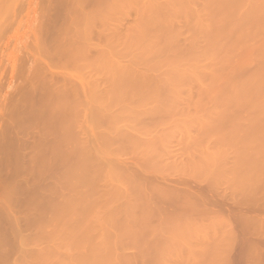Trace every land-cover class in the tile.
I'll use <instances>...</instances> for the list:
<instances>
[{
  "label": "rangeland",
  "instance_id": "1",
  "mask_svg": "<svg viewBox=\"0 0 264 264\" xmlns=\"http://www.w3.org/2000/svg\"><path fill=\"white\" fill-rule=\"evenodd\" d=\"M92 1V2H91ZM97 0H95V2H94V0H82V9L84 10L83 12H77L76 11V8H74V11L72 10L73 9V6H72V4H73V2H75V0H72V1H70V0H0V135H1V137H0V204H2L3 205V203L5 204V200L6 201H10V202H6V206H2V205H0V264H3V263H6L7 262V258L8 259H10L11 260V258H13L14 259V257H13V255L15 256V259H16V256H17V254L19 253V252H16L17 250V244H15V241H17V240H13L14 238V236H15V233H14V236L12 235V231H13V229L15 230V227L14 226H16V228L18 229L19 228V230L22 232V231H24L23 233H20L21 235H22V237H24L25 238V236L27 237V238H29L30 236V233H31V235L33 234L34 236L36 235V233H37V235H38V233L40 234V232H41V229L40 228H42L45 232H43V237H41L42 239H40L39 237H37L38 239H40V242H43V241H45L46 243H47V237L44 235V233H47V232H49V230L51 229V228H49L50 226H48V225H50V223H52L53 222V220H55V219H51L52 220V222L51 221H48L46 218H48L49 219V217L50 218H58V219H56L57 220V222H60V224L59 225H63V220L61 219V217H62V215L60 216V212H59V215L57 214V217H56V215L54 214V212H55V210L57 211V209L56 208H60V204H62V200H64L63 199V196H62V199L60 198L61 197V195H59V194H65L66 195V197L68 196V195H71V199L73 198V195L74 196H77V197H74L73 199V203H74V201L76 200V202L78 201L79 202V205L81 204V202H82V204L84 203V207H86L87 209H88V212L89 213H87V209H86V211H83V209H84V207H83V205L81 204L80 206L81 207H83V209L80 207V209H82V211L80 210L79 211V209H77V207H75L76 209H77V211H79L80 213H78L77 211H76V209L75 208H73L72 207V209H74L76 212H77V214H79V216L77 215V218L78 219H80L79 221L78 220H75V222L77 221V224H78V222H79V224L78 225H80V226H82L81 224L83 223V224H88L89 223V225L88 226H90L91 227V225H90V223H92L91 222V219L93 220V223H95L96 225H101V226H99L100 228V230L101 229H106V231H109V232H111V233H113V235H112V237H110V236H100L99 234H98V232H97V230H98V227L95 225V228L97 227V230L95 229H93V231L94 232H96V235H95V233H94V235L92 234L93 233V231L92 230H87V228H89V227H87L86 229L84 228V232L83 233H85V231H88V232H92V233H90V234H92L93 235V238H94V236H96V238L99 240V239H101V237H102V239L101 240H104L103 242H105V240H107L106 239V237L107 238H111L110 240L112 241V242H114V243H116L117 241H119V243L117 244V252H115V254H116V256H117V253L118 254H120L121 256H122V258L124 259V258H126L127 260H120V263L119 264H151V261H152V263L153 264H164V262H167L166 264H170V263H174V262H176V260H177V263L176 264H198L199 262H200V260H203V261H201L200 262V264L202 263V264H218L219 262H220V264H236V262H237V264H255L256 263V260H257V263L256 264H259V263H261V261H260V257L258 256V259H254V258H252L253 257V255H254V253H252V255H250L249 256V254H250V252H248V250H247V248H250L251 247V245H248V243L247 242H249V244H251L250 243V241H248V239H249V237L247 238V232H246V234L244 235V238H243V235H242V231L241 232H239L240 231V229L239 228H241L240 226H237L238 225V223H237V225L234 223V218H235V215L237 216L238 215V213L239 212H242L244 209H243V207H238L237 205H235V203L236 204H238L239 202L237 201V200H239L240 202H241V198H243V197H246V198H252L254 201L256 200H259L260 198H263V200H262V202H264V162H262V164H260V166L261 167H258V165H259V162L260 161H262L261 160V158L264 156V126H260V124H259V122H257L258 121V118H256V116L254 115V117H252L253 119L251 120L250 118V116L252 115H247V114H245L244 112V114L243 113H240V111H239V113H238V111H234L235 112V114H231V112H233V111H229V113H228V111H227V113L226 112H224V113H222V114H216V115H214V114H212V113H210V112H212V111H209L210 110V108L211 107H213L212 105H214V104H224V103H226L228 100H226V99H224V100H222L221 98L222 97H225V96H227V95H225V93H223V95L221 96V94H218V93H216V92H214V93H206V94H198L197 92H196V88L198 87L199 88V86H201V85H199V84H197V83H189L188 85H186V87L187 88H189V90H190V92H189V90H188V92L187 93H185L186 95L184 96L183 94V96L185 97V99L188 97V99H189V101L187 100H178L179 101V104L181 103V108H183L182 109V111L181 112H184V109L186 108V110H185V112L182 114L179 110H181V109H179L176 113H175V115H174V113H168L169 115L171 114V115H174V117H172L170 120H169V118L167 119L166 117H164L165 119H167L166 121H164L165 119L163 118V115L164 114H162V117H160L159 116V118H158V115H156L157 116V118L156 119H158V120H160L161 118V120H163L164 121V123H166L165 124V126H163V125H160V122L161 121H158L157 122V120L155 119V120H152V118L151 119H149V120H151V121H155V122H152V123H149L148 124V122H149V120L147 121L146 119V121H147V124H148V126H146V125H144V126H146L147 127V130L145 131L146 133L148 132V127H151V126H149V125H151V124H153L154 123V125L157 127V124H158V126L159 127H155V130L157 129L158 131H157V135H156V137L158 136V132H159V134L160 133H162V130H164V129H166V131H163V132H167L166 134H171L172 133V131L174 132V135L173 134H171V136L173 135V138L172 137H170V138H172L171 140L170 139H168V140H166V138L163 140V141H165V142H162V139H158V140H156L157 142H159V143H168V144H166L167 145V149H164L163 148V146H162V149H164V150H171L172 151V155H169V156H167L169 159L167 160V157H166V154H165V151L164 150H161L162 151V153H163V151H164V156H165V158H166V160H165V158L163 157V154H161L160 152H159V154H158V156L157 157H159L160 159L158 160V158L154 155L153 157H155L156 158V160H158L159 162V165L161 166V172H157V171H155L154 170V173L152 172V171H150V169L148 170V172H147V169H148V167H147V169L146 168H144V166L142 167V165L140 166V164L142 163L143 165L145 164L142 160H143V158L145 159L146 158V155H144L143 154V151H142V153L140 154L141 155V158H140V160L138 159L139 157H140V155L138 156V154L140 153L139 151H138V148H139V150H140V146H138V144L135 146V145H133L132 143H131V139L133 140V138H132V136H135L134 134H133V132H130V131H128L131 135H129V136H131V137H129V138H131L130 140H127V138H126V140L128 141V142H126V143H131L132 145H133V150H134V152H132L131 151V148L132 147H126V145H122L123 144V142H121V141H119L118 140V138H117V140L114 138V134L113 133H111L110 131L112 130V129H114V127L113 126H115V124H114V121H112L111 123H113L112 125H110V122H108V121H106V119H107V116H108V114L107 113H109L110 115V117H112V115H113V112H115L114 110H116V108L114 109L113 107H111L112 109H109L108 108V110H107V112H105V107H107V105L108 106H113L112 104H113V101L112 100H114V97H115V100L114 101H119L120 100V102H121V97L122 96H126L125 94H129V93H127L128 92V90L129 89H127V92L123 95V93H121L120 95H121V97H120V99L119 100H116V96L114 95V97H113V99H112V97H111V99H109V96L111 95V93H109V96H108V94H107V92H109V91H106L107 89V85H108V88H111L112 90H113V88L115 89V87H113V86H111V85H113L114 83H113V81H112V79H111V81L112 82H110V83H112L111 85L110 84H108V77L106 78V82H107V85H106V83H105V85H104V80H105V78H104V80H101V79H103V78H99V81H98V83L100 84L102 81H103V83H101L100 84V86L103 84L104 86L102 87V88H99V89H94L93 87V89H91L90 91L91 92H93V90H96V94H95V96H97V93H98V91L99 90H102V91H100V94H101V92H103V91H106V93H104V94H107V96L108 97H106V95L104 96V95H102L101 96V100H100V102L102 101V102H104L105 100H104V97H106V99L107 100H111V102L110 103H112L111 105H109V103L106 105L105 104V106H104V104H103V106L100 108V107H98V105H99V102H98V104H97V102L95 103V104H93V102H95V101H99V99H98V97L99 96H97V99H95V96L93 97V99H95V101H91L90 99L88 100V97L87 98H85V95H84V93H83V87L86 89V88H89L90 87V85L91 86H95V85H97V86H99V84H97V77H96V82L94 81V83L92 82L90 85H89V87L86 85V84H89V82L90 81H88V80H94V79H92L93 77H90V76H94L95 74H97V71L96 70H93L94 72L96 71V73L94 74V73H91L92 75H90L89 73H88V75H89V79H87V78H85L88 82H86V80L82 77V76H84V74L85 73H87V71L88 70H85V69H83L82 68V64L83 63H81V64H78V59L77 58H85V60H86V58L87 57H89L88 59L89 60H94V61H96V60H98V54H99V52H96V49L97 50H100V51H102L104 48L108 51L109 49L107 48V47H109L110 45L109 44H107L108 46H102V45H100L101 43H103L104 41H107V40H104L103 42H102V40L103 39H106L105 37H103V36H105V34H107V39H108V36H111L110 34H109V30H110V28L109 27H111V23H109V21H111V20H116L117 21V19H118V15L121 13V11L120 10H125L124 11V13H123V10H122V13L126 16V18L125 17H120V19L123 21H121L120 19H118V20H120L121 22H120V24H121V26L119 25H115L116 24V22H115V24H113V25H115V27L116 26H118V28H120L121 27V29L120 30H122L123 32H124V27L126 28L127 26H129V25H133L134 23V20L133 19H135L134 18V14L135 13H133L132 11V13H129L130 11H128V9L127 8H124V7H126V6H123V8H121L120 9V7H121V5L119 6V7H117L116 8V6L114 5V6H112L113 4H114V0H112V5H111V7H115V8H113L114 10H115V12H114V10L113 9H111V10H108L107 8V6H109L110 7V4H111V1L109 2L108 0H100V2L98 3V1L96 2ZM103 1H105V2H103ZM107 1L109 2V3H107ZM119 1V0H118ZM127 2L129 1V3L131 4V0H126ZM67 3V4H66ZM71 3V4H70ZM93 3H94V6H93ZM101 3V4H100ZM105 3V5H106V3H107V5H106V7H105V5H103V4ZM117 4H119L120 2H116ZM121 3H122V0H121ZM128 3V4H129ZM81 4H80V7H81ZM123 4H126V3H124L123 2ZM129 4V5H130ZM69 5H70V7H69ZM89 5V6H88ZM66 6V7H65ZM72 6V7H71ZM85 6H87V7H85ZM104 6V7H103ZM131 6V5H130ZM130 6H127L128 8H132V7H130ZM85 7V8H84ZM70 8V9H69ZM95 8V9H94ZM100 10H99V9ZM104 8V9H103ZM107 9V11L109 12V11H112L113 10V12L114 13H116V11L118 12V13H116L114 16H113V14L111 15V17H112V19L110 18V13L108 14V12L106 13V9ZM81 9V10H82ZM96 10L97 12H98V14H101V12L103 13L104 11L103 10H105V13L107 14L106 16H109L108 18H109V20H106V21H108V23H107V25H106V23H104V25L107 27V30H106V28L104 27V25H101V24H103V20L102 21H98V22H95L93 19H95V15L97 14H95V12L93 11V10ZM101 11L100 13H99V11ZM103 9V10H102ZM127 9V10H126ZM127 11H128V14H127ZM87 12L89 13V12H92V14L90 13V14H88L89 15V17H87V15L85 16V14H87ZM64 13V14H63ZM77 13H78V15H77ZM84 13V14H83ZM120 14L121 16H123V14ZM118 14V15H117ZM62 15V16H61ZM65 15V16H64ZM72 16V18L74 19V22H75V24H76V22H77V24H76V27L74 26V27H69V23H68V19H69V16ZM90 15L92 16V17H94V18H92V19H90L91 17H90ZM101 15H105V14H101ZM101 15H98L97 17L98 18H100L101 17ZM61 16V17H60ZM68 16V17H67ZM78 16H79V18H78ZM100 16V17H99ZM116 16H117V18H116ZM127 16H128V18H127ZM132 16V17H131ZM62 17H64L63 19H62ZM136 17V16H135ZM61 18V19H60ZM76 18H78V19H76ZM82 18H85L84 19V21H85V25L87 24V23H91V24H93L94 22L95 23H100V24H98L99 26H97V24H95L94 23V26L93 25H89V27H90V31L89 32H87L88 31V25H87V27L85 26V25H82L81 23H84V21H82L83 19ZM87 18L88 19H90V22L87 20ZM98 18H96L97 20H98ZM104 20L105 19H107V18H104V17H102ZM115 18V19H114ZM95 19V20H96ZM101 19V18H100ZM61 20H62V22H61ZM77 20V21H76ZM87 20V21H86ZM91 20H92V22H91ZM96 20V21H97ZM68 23L67 25H66V22ZM125 21V22H124ZM129 21V22H128ZM132 21V22H131ZM73 22V23H74ZM81 22V23H80ZM87 22V23H86ZM128 22V23H127ZM62 23H64L63 25H62ZM112 23H114L113 21H112ZM117 23H118V21H117ZM130 23V24H129ZM133 23V24H132ZM81 24V25H80ZM125 26H124V25ZM129 24V25H128ZM60 25V26H59ZM112 25V32L114 31V26ZM104 27V28H102L101 29V27ZM109 26V27H108ZM123 26V27H122ZM60 27V28H59ZM63 27H65V28H63ZM70 29H68V28ZM85 27H86V31L85 32H87V33H90V32H92V31H94V33L96 32V34H93V32H92V34L95 36V39H94V36H92L91 34H90V37L88 36V37H86L87 35H89V34H86V36L84 35L83 37H81L82 39L85 37V39L86 38H90V39H88V41H85V40H82V39H76V37L78 38L80 35L82 36V34H80V33H83V34H85L84 33V30H85ZM80 28H84V29H82V31L83 32H81L79 29ZM63 29V30H62ZM68 29V30H67ZM92 29V30H91ZM101 29V30H100ZM103 29H105V30H103ZM109 29V30H108ZM116 31H118L117 29H115ZM77 31H79V33L78 34H75L74 35V33L75 32H77ZM116 31H114V32H116ZM97 32L99 33L100 32V35H102V32H106L103 36H98V34H97ZM119 32V31H118ZM63 33V34H62ZM64 33H65V35H64ZM68 33V34H67ZM71 36H70V35ZM72 34L74 35V36H72ZM80 34V35H79ZM79 35V36H78ZM76 36V37H75ZM91 36H92V38L94 39H92L91 40ZM97 36H98V38H97ZM49 37H50V40H49ZM73 37H75L74 39H73V41L74 42H77V41H79V42H77V43H79V46L77 47L76 46V43H72L71 41H72V38ZM100 37H103V39H100ZM254 41L256 40V42H254V43H258L257 42V40L258 39H260V37H255L254 36ZM258 38V39H257ZM64 39H66L67 41L70 39V41H64ZM97 39V40H96ZM98 39H99V41H98ZM87 40V39H86ZM246 40V39H245ZM41 41V43H39ZM46 41V42H45ZM64 41V42H63ZM81 41H84L85 43H83L82 44V42ZM247 41H250V38L248 39V40H246V42ZM252 41V40H251ZM250 41V42H251ZM260 41V40H259ZM44 42H45V44L46 45H44ZM49 42V43H48ZM61 42L62 43H64L63 45H64V48L65 47H67L68 45L67 44H69V47L68 48H65V50H64V48H62L60 45H62L61 44ZM89 42H94L96 45H94V44H92L94 47H96V48H94L93 46H91V44H89ZM182 42H185V41H182ZM55 43V44H54ZM75 44V45H71V44ZM88 43V44H87ZM105 43H107V42H105ZM186 43V42H185ZM185 43H183V44H185ZM40 44V45H39ZM43 44V46H41ZM50 44V45H49ZM85 44H87V47H86V49H88L87 51H86V49L84 48V50H83V48H80V47H84V46H86ZM182 44V45H183ZM55 45L57 46V49L58 48H62L61 50H63V52L65 53L66 52V50L68 49V51H69V48H70V52L71 53H69V57L68 56H66L67 54H64V53H62V51L61 50H59L58 49V51L56 50V55L58 54V53H60V54H58L59 55V57L61 58V59H59V57H57L56 58V55L54 54V55H52L51 53H50V55H46L48 58L49 57H51V56H54V60H56V59H59V61L61 60H66V61H64V63H63V65L62 66H64L65 68H67V69H62L61 68V63L63 62H59L60 64H58L56 61H53V63H55L53 66L51 65H49L50 63H52V60L53 59H51V58H47L44 54L43 55H41L42 53H46V54H48V52H41L42 50H43V48H41V47H47V49H45V50H47V51H49V49H51V51H49V52H54V50L56 49V47H55ZM66 45V46H65ZM71 45V46H70ZM39 46V47H38ZM51 46V47H50ZM58 46H60V47H58ZM74 46V47H73ZM77 48H76V47ZM90 46V47H89ZM54 47V48H53ZM93 47V48H92ZM92 50H91V49ZM102 50H101V49ZM42 49V50H41ZM72 49H75V50H72ZM89 49H90V51H89ZM41 50V51H40ZM44 50V51H45ZM53 50V51H52ZM73 51V53H72V51ZM82 50H83V52H82ZM106 50H104V52H106ZM60 51V52H59ZM68 51H67V53H68ZM74 51H76V52H74ZM84 51H85V53H84ZM90 53H89V52ZM58 52V53H57ZM78 52H80L79 53V55H78ZM114 52H115V50H114ZM55 53V52H54ZM75 53H77V54H75ZM84 53V54H83ZM88 53V54H87ZM95 53V54H94ZM73 55L72 57H71V60L69 59L70 58V56L71 55ZM108 54H109V51H108ZM57 55V56H58ZM77 55H78V57H77ZM80 55H82V57L80 56ZM94 55V56H93ZM97 55V56H96ZM20 56V57H19ZM84 56H86V57H84ZM90 56H92V57H90ZM114 56H116V57H114ZM30 59H29V58ZM62 57H63V59H62ZM65 57V58H64ZM68 57V58H67ZM74 57V58H73ZM111 58H112V60H113V57H114V61H116V58L118 59V55L117 54H114V55H112V56H110ZM130 57V56H129ZM97 58V59H96ZM121 58V57H120ZM21 59H24V60H22L21 61ZM69 59V60H68ZM72 59H73V61H72ZM75 59H76V66H74L75 65ZM123 59V58H122ZM127 60V59H129L128 58V56H126V58H124L123 60ZM31 60V61H30ZM78 60V61H77ZM84 59L82 60L81 59V61H85ZM88 60V61H89ZM119 60H121V59H119ZM125 60V62L127 63V61ZM18 61V62H17ZM29 61V62H28ZM39 61V63L37 64V62ZM47 61V62H46ZM67 61H69L70 63L72 62H74V64H70L69 62H67ZM87 61V60H86ZM80 62V61H79ZM92 62V61H91ZM98 62H99V60H98ZM124 61L122 62V60L119 62L120 63V65L122 64L123 66H124V64L125 65H127L126 63H125ZM42 63H43V65H42ZM52 63V64H53ZM69 63V66L67 65ZM85 63V62H84ZM93 63H96V62H93ZM31 64V65H30ZM37 64V65H36ZM130 64V63H129ZM26 65H29V66H26ZM60 65V66H59ZM116 65H118V63L116 64ZM120 65H119V67H120ZM20 66V67H19ZM43 66V67H42ZM55 66H57V68L55 67ZM68 66V67H67ZM71 66V67H70ZM74 66V67H73ZM77 66H79L80 68L78 69V70H76L77 68H75V67H77ZM96 66V65H95ZM123 66H121V67H123ZM128 66V65H127ZM144 67H142V65L140 66V65H131V67H133V70H135V72H138V71H136V70H138L137 69V67H141L143 70H144V68H145V65H143ZM25 67V68H24ZM35 67V68H34ZM41 67V68H40ZM49 67V68H48ZM117 67V66H116ZM118 67V69H117V71L114 69L113 71H116V72H118L119 70H120V68ZM125 67V66H124ZM123 67V69H125V68H127V67H125L124 68ZM148 69V71L146 72V73H148V76L150 75L149 73H151L152 71H150L149 72V68H151L152 69V67H149V66H146ZM155 67V66H154ZM157 67V66H156ZM155 67V68H156ZM159 67V66H158ZM157 67V68H158ZM21 68V69H20ZM38 68V69H37ZM40 68V69H39ZM73 68L75 69L74 71H73ZM86 68V67H85ZM128 68H130L129 66H128ZM128 68H127V70H128ZM155 68H153L154 69V71H157V69H155ZM161 69H160V71H159V68H158V71H159V73L158 74H160V72L162 71V72H164V69H166V67L165 66H162V67H160ZM162 68H164L163 70H162ZM19 69V70H18ZM83 69V70H82ZM111 69V68H110ZM123 69H121L120 71H122ZM146 69V68H145ZM16 70H18L17 72H16ZM22 70V71H21ZM40 70V71H39ZM84 71L85 70V72L84 73H82V71ZM99 70V69H98ZM112 70V69H111ZM247 70H255L256 72H264V62L263 63H260L258 66H256L255 64L254 65H250V66H248V68H247ZM49 71L51 72L50 74H52L53 72V77H52V81H54L53 83H55V84H59L61 81V83L58 85L59 86V88L57 87H53L52 88V86L54 85V84H52V82H51V84H52V86L49 84H46V83H48L47 81H51V79H49V78H51V77H49L50 75H48V73H49ZM73 71V72H72ZM78 71V72H77ZM81 71V72H80ZM126 71V70H125ZM45 72H46V74H45ZM55 72H57V74L55 73ZM76 72V73H75ZM92 72V71H91ZM102 72V71H101ZM110 72H112V71H110ZM140 72L142 73V70L140 71L139 70V73H136L137 75H139L140 74ZM18 73H21V74H19V76H18ZM32 73H34L33 74V79L32 78H30L31 77V75H32ZM43 73V74H42ZM67 75H66V74ZM79 73H80V75H79ZM81 73H82V75H81ZM99 73H100V71H99ZM97 74L98 76L101 74ZM120 73V72H119ZM143 73H145V70H144V72ZM142 73V74H143ZM153 73V76H154V72H152ZM156 73V75L155 76H157V72H155ZM141 74V75H142ZM17 75V77H14V76H16ZM44 75H46L45 77H47V79L48 80H45V77H44ZM54 75H59L60 77H61V81H60V77L58 78L57 76L54 78ZM88 75H85L86 77H88ZM96 75V76H97ZM102 75V74H101ZM144 75V76H143ZM142 76L145 78V74H143ZM63 76H65V77H68L67 79L65 78H63ZM142 76H138V79L141 77L142 78ZM147 75H146V79H150V77L152 76V74H151V76L149 77V78H147L148 77ZM154 76V77H155ZM29 78L30 79V81H33V82H35V84H36V88L39 90V92H38V90H35V91H37L36 93L34 92V90L32 91L31 89H29V84H31V82L29 81H27L26 80V78ZM99 77H101V76H99ZM104 77H106V76H104ZM112 77V76H111ZM118 77V76H117ZM18 78V79H17ZM22 78V79H21ZM23 78H24V80H23ZM54 78V79H53ZM58 78V79H57ZM73 79L74 80V83H73V81H71V85H72V83L73 84H75V85H73L72 87L70 86V84H69V86H70V89H68L69 88V86H68V84H66L67 82H65V80H67L68 82H70L69 80L70 79ZM84 80H83V79ZM140 78V79H141ZM144 78H142V80H143V82H142V80H140L139 79V81H137V80H135V81H137V87L139 86L138 84H140V81H141V84H140V88H142L141 86H143V85H145V79ZM157 78V77H156ZM12 79L14 80V81H12ZM21 81H20V80ZM28 79V80H29ZM56 79V80H55ZM69 79V80H68ZM122 79H124V78H122ZM121 79V80H122ZM127 79H128V77H127ZM153 79V78H152ZM19 80V81H18ZM110 80V79H109ZM120 80V82L122 83V81ZM125 80V82L123 81V87H124V89L127 87V83L126 82H128L126 79H124ZM49 81V82H50ZM85 81V82H84ZM101 81V82H100ZM119 81V80H118ZM146 81H148V80H146ZM18 82V83H17ZM20 82V83H19ZM22 82V83H21ZM56 82H59V83H56ZM64 82H65V84L67 85L66 87H64V89L63 90H66L65 91V93L66 92H71V93H67L66 95L67 96H65V97H67V100H69V102L72 100L71 99V97H73V95H74V97H75V99H74V97H73V100H75L76 101V99H77V103H75L74 101H73V103H74V106L76 105V107H74L73 108V106H72V108L70 107L71 105H73V103L71 104V102L70 103H67L66 101V99L64 100V102H66V103H63V100H62V102H59L58 101V103L57 104H54V106L56 105L57 107H62V108H59V109H62L61 110V112L62 111H64V112H66V114L68 113V112H72V114H73V112H77V113H81V116L82 117H78L77 115L75 116L74 114H73V118H74V121L73 120H71V119H73V118H71L72 117V115H70L71 117V119H70V121H73L72 122V126H70L71 128H73V130L70 128V127H68V129L70 128L71 129V133L74 131V127L76 126V120H78L79 119V121L77 122V126H79V124L80 123H82V120H83V114H84V111L86 112V117H88L89 116V114H90V116L89 117H92L91 115H92V113H94L95 115H93L94 117H93V120H96L97 121V123L96 124H94L95 122L94 121H92L91 120V118H90V121H88V122H90V123H88V125H87V127H85L83 124H80L81 126H82V128H84V131L83 132H86L87 134L84 136L83 134H82V132H81V134L83 135H80L79 137L81 138V140L82 141H84V143H85V140H86V142L89 140V139H91V141H92V143H88L87 142V144H89L88 146L89 147H91V145H94V147L92 146V149H90V150H93V151H95L96 152V154H94V152H92V151H90V153L92 152V154H93V157L96 155L97 157L96 158H98V160L100 159V158H102L101 159V161H102V163H101V165H102V167H104L105 169H102V170H104V171H102L101 169L99 170V172L101 173V175H102V173H103V175L102 176H104V177H101V175H100V180L98 179V183L100 182H102L103 180H101V178H103V179H106L107 181L106 182H108V185L110 186V187H108L107 186V188H106V186L104 187V193L102 194V193H100V191H99V188H102L103 189V186H104V184L105 185H107V183H104L105 182V180H104V184L102 185V184H98V187H97V189L98 190H95L94 192H91L92 194L90 195V193H85V192H87L86 190H87V188L86 187H83V186H81V187H76L77 185L74 183V180L73 179H71V183L72 184H74L75 185V187L76 188H72V190H70L71 189V187H70V189H69V185L67 184V186L65 185V183L64 184H60V183H63V181H65L64 180V178L65 179H67L64 175H65V173H64V171L63 170H67L68 171V169H69V167H71V163H73L72 161H73V159H74V161H77V160H75V158H73L74 156L73 155H77L78 153L77 152H79L78 150H77V152H75L76 151V149H73V150H71L70 152H75V154L74 153H72L73 155V157L70 155L71 153L69 152V150L71 149H69V147L71 146V144L72 145H78V144H76V142L78 141V140H80L79 139V137L77 136V135H79V133L77 134V132L79 131V129H81L82 130V128L81 127H79V129H78V131L76 130L78 127H76V131L74 132V134H76L75 135V137H76V141L73 143L72 142V140H74V139H72L71 140V143L70 142H68V144L69 145H65V146H63V144L62 145H59L61 142H63L62 141V139H57V138H63V136H64V134H63V136L60 134V132H62V131H66V129L64 130V129H62L61 131L59 130L60 128L59 127H57V128H59V129H55L54 128V122H55V124L57 123L58 124V122H57V119H61V118H59L60 116L59 115H57V116H59L58 118H57V116H55V118H52V116L54 115L53 114V110H52V116L49 118V112L51 111V109H49L50 111L49 112H47L46 111V102H49L47 99L45 100L46 102H45V104H44V102H43V97H48V99H50V96H49V94L48 93H50V95L51 94H57V93H62V94H64L63 93V90H61L63 87L62 86H65V84H64ZM117 82V81H116ZM129 82H130V80H129ZM24 83V85H22ZM27 83V84H26ZM29 83V84H28ZM62 83L64 84V85H62ZM78 83V84H77ZM82 83V84H81ZM120 83V84H121ZM127 84V85H125V84ZM131 83V82H130ZM135 83V82H134ZM133 83V81H132V83H131V85H133L134 84ZM147 83V82H146ZM85 84V85H84ZM93 84V85H92ZM95 84V85H94ZM117 85L119 84L118 82L116 83ZM122 84L121 85H119V88L122 86ZM136 84V83H135ZM19 85V86H18ZM62 85V86H61ZM109 85L111 86V87H109ZM125 85V86H124ZM148 84H146V86H147ZM22 86H24V90L21 88V90H22V92H24V93H22V94H20V95H22V97L21 96H19V93H21L20 91L21 90H19V89H16L17 87H22ZM75 86H77V87H75ZM79 86V87H78ZM96 86V87H97ZM129 86V85H128ZM135 86V85H134ZM133 86V87H134ZM151 86V85H150ZM39 87V88H38ZM47 87H49V89L47 88ZM68 87V88H67ZM106 87V88H105ZM113 87V88H112ZM130 87V86H129ZM128 87V88H129ZM132 87V86H131ZM130 87V88H131ZM149 87V86H148ZM163 87V86H162ZM164 87H166V85L164 86ZM203 87H209V88H228L229 87V85L228 84H224V83H219V84H217V85H212V84H204L203 85ZM26 88H27V91H25L26 90ZM47 88V89H46ZM67 88V89H66ZM116 88H118V87H116ZM135 88V87H134ZM15 89H16V91H15ZM106 89V90H105ZM122 89V91L124 90L122 87L120 88V89H118V90H121ZM17 90H18V92H17ZM69 90V91H68ZM98 90V91H97ZM185 90V89H184ZM187 90V89H186ZM198 90V89H197ZM44 91V92H43ZM88 90H86V92H87ZM89 91V96H90V94H91V92ZM115 91H117V90H115ZM121 91V92H122ZM124 91H126V90H124ZM14 92H15V99H14ZM16 92L18 93L17 95H16ZM48 92V93H47ZM110 92H112V91H110ZM113 92H114V90H113ZM45 93V94H44ZM77 93V94H76ZM114 93H116V92H114ZM113 93V94H114ZM142 93V92H141ZM9 94V95H8ZM12 94V95H11ZM47 94V95H46ZM62 94L61 95H59L60 97H64V96H62ZM76 94V95H75ZM99 93H98V95H100ZM112 94V95H113ZM117 94V93H116ZM65 95V94H64ZM71 96V97H68V96ZM119 95V94H118ZM136 95H139V93H137ZM160 97H161V99H164V97H162L163 95H162V93L160 92L159 94H158ZM11 96V97H10ZM19 96V97H18ZM52 96V95H51ZM56 96V95H55ZM80 96V97H79ZM93 95L91 94V97H92ZM41 97H42V99H41ZM82 97H83V99H82ZM102 97H103V99H102ZM118 97V96H117ZM182 97V96H181ZM19 99H21V100H23V101H21V100H19ZM51 99H52V97H51ZM54 99H58V96H56V97H54ZM54 99H53V101H54ZM126 99H127V96H126ZM129 99V98H128ZM13 100L15 101L16 100V102L18 103V106L20 107V102H18L17 100H19V101H21V102H24L23 103V105H22V103H21V106L22 107H20V108H22V109H19V108H17L16 106L17 105H15V107L17 108H15L16 109V111L17 112H11L12 111V109H13V107H14V103H16V102H13ZM30 102H29V101ZM104 100V101H103ZM123 101H124V103L125 104H123V103H119L118 102V105L119 106H121V104L123 105V107H124V105H126L127 103H128V105L130 104V102L129 101H127V103L125 102V100H124V97H123V99H122ZM166 100V99H165ZM9 101V102H8ZM11 101V102H10ZM60 101H61V99H60ZM82 101H83V103H82ZM122 101V102H123ZM161 101V100H160ZM177 101V102H178ZM13 102V103H12ZM43 102V103H42ZM177 102H175L176 104H177ZM10 103V104H9ZM16 103V104H17ZM32 103V104H31ZM50 104H51V106H52V103H51V101L49 102ZM105 103V102H104ZM138 103V102H137ZM158 103V102H157ZM160 103V102H159ZM158 103V104H159ZM163 103H166V101H163ZM187 103L189 104V105H191V106H188L187 105ZM228 103V102H227ZM5 104H6V106H5ZM12 104H13V107H11L10 109H9V106H12ZM33 104H34V106H33ZM45 106H44V105ZM67 104H70L68 107H70V108H67ZM117 103L115 102V104L114 105H116ZM140 104H142V106H144L143 105V103H141L140 102ZM157 104V105H158ZM161 104V103H160ZM175 104V106H173V107H177V105ZM31 105V108L33 109V112L32 111H30V107L29 106ZM42 105L44 106V107H42ZM66 105V106H65ZM81 107H80V106ZM115 106V107H119V106ZM128 105H126V106H128ZM162 105V104H161ZM8 106V107H7ZM50 106V105H49ZM79 106V107H78ZM94 106H96L97 108H95ZM137 106V108H138V106L139 107H141V105H139V103L136 105ZM188 106V107H187ZM25 107V108H24ZM36 108V110H34V108ZM46 107V108H45ZM56 107V109H58ZM65 107V108H64ZM78 107V108H77ZM84 107V108H83ZM94 107V108H93ZM122 107V106H121ZM120 107V109H122ZM180 107V106H179ZM178 107V108H179ZM3 108H5V110L3 109ZM6 108H7V110H8V112H7V110H6ZM23 108L25 109L24 111H22L23 110ZM28 108H29V111H28ZM45 108V109H44ZM54 109H55V107H53ZM79 108L81 109V111L79 110ZM90 108V110H92V112L90 111V110H88ZM93 108V109H92ZM102 109V110H99V109ZM188 108V109H187ZM189 108H191V109H189ZM15 109H13V111H15ZM19 109V110H18ZM31 109V110H32ZM95 109H97V110H99L98 111V113L96 112L97 110H95ZM107 109V108H106ZM124 109H126V107H124ZM156 109H158V108H156ZM79 110V111H78ZM104 110V111H103ZM117 110H119L118 108H117ZM117 110H116V112H117ZM139 110H140V108H139ZM138 110V111H139ZM174 110H176V109H174ZM188 110H190V111H188ZM9 111H10V113H9ZM19 111H21V112H19ZM41 111V113H39V112ZM57 111V110H56ZM58 111H60V110H58ZM102 111H103V113H105V114H102ZM121 111V110H120ZM141 111V110H140ZM156 111V110H155ZM19 112V113H18ZM26 112L27 113H29L30 112V114H26ZM32 112V113H31ZM37 112V114H35ZM83 112V113H82ZM90 112V113H89ZM173 112H175V111H173ZM4 113V114H3ZM6 113V114H5ZM15 115H14V114ZM18 115H17V114ZM22 114V118H24V119H22L21 118V114ZM34 113V114H33ZM55 113H57V112H55ZM76 113V114H77ZM87 113H89V114H87ZM101 113V114H100ZM118 113H119V111H118ZM156 113H158V112H156ZM226 113V114H225ZM3 114V115H2ZM38 114H41V115H38ZM69 114H71V113H68V115H67V117L69 116ZM96 114H100V115H96ZM112 114V115H111ZM115 114H117V113H115ZM158 114H160V113H158ZM179 114V115H178ZM13 115V116H12ZM24 115V116H23ZM28 115V116H27ZM49 115V116H48ZM78 115H80V114H78ZM105 115V116H104ZM170 115V116H171ZM241 115H246V119H250L252 122H240L239 123V125H240V127L238 128V129H236V128H233L232 127V125H234V123H233V121H234V118L235 119H237L236 121H238V118H241ZM14 116H17V117H14ZM19 116H20V118H19ZM27 116V118H25ZM44 116V117H43ZM64 116V117H63ZM65 113H63V115H62V117L63 118H65ZM95 116H98V120L96 119V117ZM99 116H101V117H99ZM155 116V117H156ZM167 116V115H166ZM244 116H242V117H244ZM249 116V117H248ZM12 117V118H11ZM14 117V118H13ZM28 117L31 119V120H29L28 119ZM66 117V119H65V124H67L68 123V121H69V119ZM89 117H88V119H89ZM106 117V118H105ZM142 116H140L139 117V119H138V121H139V124L141 125V126H143V124H144V121L142 120V119H144V118H141ZM167 117H169V116H167ZM176 117V119H174ZM19 118V119H18ZM40 118V119H39ZM45 118V119H44ZM81 118V119H80ZM95 118V119H94ZM9 119V120H8ZM15 119V120H14ZM54 121H52V120ZM68 119V120H67ZM100 119H101V121H100ZM108 119H110V118H108ZM107 119V120H108ZM154 119V118H153ZM233 119V120H232ZM243 119V118H242ZM241 119V120H242ZM245 119V118H244ZM243 119V120H244ZM2 120H3V122H2ZM7 121V122H5V121ZM13 120V121H12ZM21 120H24V122L23 121H21ZM26 120V121H25ZM56 120V121H55ZM81 120V121H80ZM103 120H105V122L106 123H109L108 125H109V128H111V127H113L112 129H109L108 128V125L107 124H105V122L103 121ZM112 120V119H111ZM113 120H114V118H113ZM116 120V119H115ZM123 120V119H122ZM250 120H246V121H250ZM10 121V122H9ZM14 121H16V122H14ZM32 121V122H31ZM43 121H45V122H43ZM51 121V122H50ZM61 121V120H60ZM60 121H59V123H60ZM137 120H135V122H136ZM138 121H137V124H138ZM174 123V121H177L178 122V124H180L179 125V127H178V124L176 125L177 126V128H178V130H177V128H176V126H173L174 124H176V123H174V124H172V125H170V123H172V122ZM239 121H240V119H239ZM14 124H12V123ZM23 122V123H22ZM30 122V123H29ZM35 122H37V123H35ZM63 121H62V123H64ZM92 122H94V123H92ZM143 122V123H142ZM157 122V123H156ZM2 123H3V125H2ZM7 123V124H6ZM15 123H16V125H18L17 127L15 126ZM19 123V124H18ZM24 123H28V124H30L31 125V123H33V125H32V128L31 127H28V124H27V126H26V124H25V126H24ZM36 125H35V124ZM51 123V124H50ZM74 123H75V126H74ZM163 123V122H162ZM163 123V124H164ZM11 126H10V125ZM21 124H23V125H21ZM41 124V125H40ZM50 126V129L51 130H49V128H47L48 127V125ZM139 124H138V126H139ZM5 125H7V127L8 126H10V127H6ZM19 125H20V127H19ZM46 125V126H45ZM52 125H53V127H52ZM64 125V124H63ZM62 125V126H63ZM67 125H71V123H69V124H67ZM67 125H64V127H66ZM91 125H93V127L91 126ZM121 125H123V122H121ZM154 125H152L153 127H154ZM4 126H5V129L7 130V131H5V129H3L4 128ZM15 126V127H14ZM23 126H24V129H23ZM58 126V125H57ZM61 126V125H60ZM62 126H61V128H62ZM111 126V127H110ZM117 126H120V124L118 123L117 124ZM173 128H172V127ZM243 126H245V127H243ZM3 127V128H2ZM14 127V128H13ZM56 127V126H55ZM104 127H107L106 129L107 130H110L109 132H107L106 131V129L104 128ZM124 127V126H123ZM161 127L163 128V129H161ZM165 127V128H164ZM175 127V128H174ZM2 128V129H1ZM10 128V129H9ZM17 128V129H16ZM20 128V129H19ZM28 128V129H27ZM33 130L32 132H27V130L28 131H31V129ZM38 128H39V130H38ZM53 128V129H52ZM94 128V130H92ZM159 128H160V131H159ZM181 128V129H180ZM240 128H244V130H239ZM14 129H16V130H14ZM122 129V128H121ZM151 129H152V127H151ZM168 129H170V130H168ZM174 129H175V131H174ZM12 130V131H11ZM56 132H55V131ZM102 130H104V131H106V133L104 132V131H102ZM169 132H171V133H169ZM154 130L152 129V131H151V133L153 132ZM241 131H244V132H241ZM4 133V134H2V133ZM27 132V133H26ZM67 132V131H66ZM70 132V131H69ZM113 132V131H112ZM124 132H127V130L126 131H124ZM127 132V133H128ZM155 133H156V131H154ZM153 132V133H154ZM177 132H179V133H177ZM9 135H8V134ZM12 133H14V134H12ZM18 133V134H17ZM30 133V134H29ZM32 133V134H31ZM36 134V136H35V134ZM58 133V134H57ZM71 133H68V136H69V134H70V136H72V137H74ZM100 133L102 134V133H105L103 136H104V138H105V140L106 139H108V138H110V137H107V136H105V135H108V136H111L112 138H114V139H112V141H114L115 140V142H113V143H111L110 142V140L111 139H108V143H111V145L110 144H108L107 142H102V141H105V140H102L103 138V136L101 137L100 136ZM128 133V134H129ZM150 133V135H152ZM155 133H154V135H155ZM177 133V134H176ZM27 134H29V135H27ZM56 134H57V138H56ZM110 134H113V135H110ZM128 134H126V135H128ZM133 134V135H132ZM163 134V133H162ZM166 134H165V136H166ZM2 135L4 136V137H2ZM16 135V136H15ZM27 135V136H26ZM34 135V136H33ZM43 135H46V137L45 136H43ZM60 135V136H59ZM145 135H148V134H144V136ZM150 135H148V136H145L144 138H143V141H144V139H153V138H151L150 137ZM153 135V136H154ZM8 136H9V138H8ZM12 136H15V139H14V137H12ZM31 136V137H30ZM38 136V137H37ZM43 137L41 140H40V138L41 137ZM160 136H162V135H160ZM164 136V137H165ZM176 136V137H175ZM30 137V138H29ZM36 137V138H35ZM49 137V138H48ZM65 137H66V135H65ZM78 137V138H77ZM83 137V138H82ZM88 137H89V139H88ZM136 137V136H135ZM134 137V138H135ZM155 137V136H154ZM167 137H169V136H167ZM6 138V139H5ZM8 138V139H7ZM10 138H13V139H10ZM16 138H18V140L16 139ZM29 138V139H28ZM54 138V139H53ZM71 138V137H70ZM70 138H69V140H70ZM84 138H86L85 140H83ZM99 138V139H98ZM128 138V139H129ZM159 138V137H158ZM5 139V140H4ZM9 139H10V141L12 142L13 141V143H11V142H9ZM34 139H36V140H34ZM39 139V140H38ZM43 139H45V140H43ZM57 139V140H56ZM65 139V138H64ZM67 139H68V137H67ZM97 139V140H96ZM119 139H121L120 137H119ZM137 139V138H136ZM138 139H139V137H138ZM141 139H142V137H141ZM154 139H157V138H154ZM261 139V141H262V143L260 142L259 143V140ZM34 142H32V141ZM43 140V141H42ZM51 140H53V141H51ZM81 140H80V142H81ZM135 140V139H134ZM6 143H5V142ZM8 141V142H7ZM19 141H20V143H19ZM57 141V142H56ZM107 141V140H106ZM116 141H117V143H116ZM119 141V142H118ZM130 141V142H129ZM142 141V140H141ZM141 141H139L138 140V142L139 143H141ZM146 141V140H145ZM154 141V140H153ZM152 140L150 141L151 143H149V141H148V144H151V145H153L154 143H156V142H153ZM3 142H4V144H5V146H4V144H3ZM15 142V143H14ZM43 142H46V143H44L43 144ZM80 142H79V145H80ZM90 142V141H89ZM121 142V143H120ZM8 143V144H7ZM38 143V144H37ZM59 143V144H58ZM64 143V142H63ZM78 143V142H77ZM104 143V144H103ZM120 143V144H119ZM124 143H125V141H124ZM133 143H136V141L135 142H133ZM159 143H157L158 145H160ZM1 144H3V145H1ZM24 146H23V145ZM37 144V145H36ZM87 144H84V145H86L87 146ZM108 144V145H107ZM142 144V143H141ZM144 144V143H143ZM143 144H142V147H143ZM6 145H7V147H6ZM10 145V146H9ZM18 145H19V147H25L24 149L23 148H19L18 147ZM22 145V146H21ZM47 145H49L50 146V148L47 146ZM78 145V146H79ZM103 147H102V146ZM106 145V146H105ZM140 145V144H139ZM145 146L144 147H147V148H149L146 144H144ZM150 145V146H151ZM165 145V146H166ZM2 146H4V147H6L5 149H6V151H5V149L4 148H1ZM14 146V147H13ZM36 146H39V148H41L40 150L41 151H37L39 148L38 147H36ZM63 146V147H62ZM67 146V147H66ZM105 146V147H104ZM128 146V145H127ZM130 146V145H129ZM138 146V148H136ZM154 146V148H155V144L153 145ZM53 147V148H52ZM55 147V148H54ZM61 147H62V150H61ZM97 147L99 148L98 150H97ZM157 147V146H156ZM236 147V148H235ZM17 148H19V154H18V149ZM34 148H35V151H34ZM36 148H38V149H36ZM68 148V149H67ZM94 148V149H93ZM136 148V149H135ZM153 148V147H152ZM151 148V149H152ZM233 148H235V149H233ZM259 148H261L262 149V151H259L260 149ZM11 149V150H10ZM14 149V150H13ZM44 149H46V152L44 153ZM47 149H50V150H48L47 151ZM53 149H56V150H52ZM65 150V152H64V150ZM144 149V148H143ZM146 149V148H145ZM20 150H23V151H20ZM138 151V153H137V151ZM148 150V149H147ZM150 150V149H149ZM148 150V151H149ZM228 150V151H227ZM232 150H233V154H234V152H235V155H233L232 156ZM235 150V151H234ZM12 151H17V152H12ZM36 151H37V154H36ZM57 151V152H56ZM145 151V150H144ZM151 151V150H150ZM149 151V152H150ZM157 151H159L158 149H157ZM225 151L226 152H229L228 153V155L230 156V158H229V156H227L228 158H226L227 160L225 161V163L223 162V160H220V156L222 157H224V155H226V153H225ZM2 152H3V154H2ZM12 152V153H11ZM21 152V153H20ZM48 152H49V156H48ZM51 152V153H50ZM59 152V154H57ZM67 152V153H66ZM152 152H153V149H152ZM152 152H150V153H152ZM167 152V151H166ZM170 152V151H169ZM6 153V154H5ZM22 153H23V155H22ZM27 153H30V154H32V155H30L29 154V156H26V155H28ZM33 153H35V154H33ZM43 153V154H42ZM53 153H55V154H53ZM65 153H66V155H65ZM70 153V154H69ZM98 153H100V154H98ZM155 154H156V151L154 152ZM171 153V152H170ZM177 155L176 157H175V159L172 157V159H171V156H173V155H175V154ZM25 154V155H24ZM40 154V155H39ZM51 154V155H50ZM56 154H57V156H56ZM64 154V155H63ZM70 155V158L68 159V155ZM145 156H143V155ZM167 154H169V153H167ZM4 155H7L6 156V159H4L3 160V158L5 157ZM12 155V156H11ZM44 155H45V157H44ZM147 155H148V153H147ZM152 155V154H151ZM151 155H148V157H150ZM35 156V157H34ZM59 156H61L60 158H59ZM66 156H68V157H66ZM100 156V157H99ZM142 156H143V158H142ZM161 156V157H160ZM20 157H21V159H20ZM28 157V158H27ZM33 157V158H32ZM54 157H56V158H54ZM75 157H77V156H75ZM147 157V158H148ZM195 157V158H194ZM222 157V158H223ZM238 158V167H236V169L234 168V170H233V172H230V171H228L229 169H227V171H228V173H225V174H223L222 173V171H220L221 169H222V167L221 168H217V167H219V166H217V164L216 163H218V165H220L221 164V166H226L227 165V163L230 165L231 164V166H232V163L231 162H234V164H235V166H236V162H237V160L235 159V158ZM36 158V159H35ZM41 158V159H40ZM50 160H49V159ZM53 158V159H52ZM73 158V159H72ZM78 158V157H77ZM89 158H91V156L89 157ZM96 158H94V159H91V160H97ZM154 158V159H155ZM221 158V159H222ZM264 158V157H263ZM262 158V159H263ZM16 159V160H15ZM23 159H25V160H23ZM45 159V160H44ZM48 159V160H47ZM55 159V160H54ZM65 159V160H64ZM67 159V160H66ZM71 159H72V161H71ZM153 159V158H152ZM153 159V160H154ZM163 159V160H162ZM223 159H225V158H223ZM229 159V160H228ZM233 159H234V161H233ZM22 160V161H21ZM42 160V161H41ZM52 160V161H51ZM69 160V161H68ZM137 160H138V162L140 161L141 163H137ZM148 160V159H147ZM161 160V161H160ZM172 160H174V161H172ZM260 160V161H259ZM264 160V159H263ZM7 163H6V162ZM12 161V162H11ZM34 161V162H33ZM45 161H47V162H45ZM56 161V162H55ZM65 161V162H64ZM100 161V162H101ZM110 162L109 164L108 163H106V162ZM151 161V160H150ZM259 161V162H258ZM5 162V163H4ZM12 164H11V163ZM15 162H17V163H19L21 166H22V168H21V166H19V164L18 165H16L15 164ZM21 162H23V163H21ZM41 162H44V163H41ZM50 162L52 163V164H50ZM54 162V163H53ZM60 162H61V164H60ZM66 162H68V164L66 163ZM103 162H104V164H103ZM112 162V163H111ZM148 162V161H147ZM146 162V163H147ZM153 162H156V161H153ZM153 162H151V164H153ZM165 162H167V163H165ZM170 162V163H169ZM171 162H173V163H171ZM193 162L195 163H197V166H196V163H195V165L194 166H196V167H194L193 166ZM203 162L205 163V164H203ZM207 162V163H206ZM210 162H214L215 164H211ZM28 163V164H27ZM45 163H47V164H45ZM67 165H66V164ZM77 163V162H76ZM75 162H74V165L76 164ZM163 163V164H162ZM177 163H179V164H176ZM211 164V166H213V165H215V170L216 169H218V170H214V171H212L213 170V168L210 166V167H208L209 165H207V164ZM261 163V162H260ZM7 164V165H6ZM53 164H54V166H53ZM59 164V165H58ZM65 164V165H64ZM105 164H107L106 166H105ZM137 164H139V165H137ZM148 164V163H147ZM150 162H149V168H150ZM155 164V163H154ZM164 164H165V167H163L164 166ZM170 164V165H169ZM199 164H201V166L199 165ZM13 165V166H12ZM73 165V166H74ZM109 165H111L110 167H109ZM166 165H169V166H166ZM172 165V166H171ZM175 165V166H174ZM201 167H199V166ZM207 165V167L208 168H210L211 169V173H210V169L208 170V172L206 171L208 168H206L205 166ZM228 165V166H229ZM19 166V167H18ZM47 166H49L50 168H48ZM53 166V167H52ZM63 166V167H62ZM76 166V165H75ZM146 166V165H145ZM151 166H153V165H151ZM203 166H204V168H203ZM257 166V167H256ZM8 167H10V168H8ZM12 167V168H11ZM51 167H52V169H51ZM54 167H56V169H57V171H56V169H54ZM67 167V168H66ZM169 167V168H168ZM196 168V169H194V168ZM23 168H25V170H23ZM30 168H31V171H30ZM62 168H63V170H62ZM119 168V169H118ZM145 170H144V169ZM165 168V169H164ZM167 168V169H166ZM229 168H230V166H229ZM137 169V170H136ZM151 169H152V167H151ZM153 169H155V167L153 168ZM205 169V170H204ZM226 169V168H225ZM14 170V171H13ZM22 170V171H21ZM27 170V171H26ZM120 171V173H122L121 175H119L120 173H119V171ZM160 170H158V171H160ZM167 170V171H166ZM232 170V169H231ZM33 171V172H32ZM102 171V172H101ZM115 171H116V173H115ZM137 171V172H136ZM207 172V174H206V172ZM226 171V172H227ZM21 172V173H20ZM29 173V175H28V173ZM36 172V173H35ZM51 172V173H50ZM53 172V173H52ZM119 174H118V173ZM155 172H157V173H155ZM18 173V174H17ZM20 173V174H19ZM33 175H32V174ZM35 173V174H34ZM38 173V174H37ZM56 173V174H55ZM64 173V174H63ZM162 173V174H161ZM201 173H203V174H201ZM208 173L210 174V175H208ZM1 174H3V175H1ZM6 174V175H5ZM67 174H69L68 172H67ZM117 174H118V176H117ZM138 174V175H137ZM160 174V175H159ZM223 174V175H222ZM9 175V176H8ZM22 175L24 176V177H22ZM28 175V176H27ZM36 175V176H35ZM51 175V176H50ZM60 175H62L61 176V178H59L60 177ZM141 175H143V176H145V178L146 177H148L149 179H150V177L151 176H153L152 178H155V180L154 181H156L157 179L159 180V182H161V183H166L164 186H166V187H170V186H175V187H178V188H180V189H182V190H187V187L188 186H186V187H184L183 185L186 183H182L183 185H179V183H180V179L182 178L183 180H185V181H188V183L187 184H190L189 186H191L190 188L192 189H188L189 190V192H191L192 191V193H182L183 194V197H182V195H180L181 193H177V195H175V196H177L178 197V199H170V201L168 202V200L166 201V199H168L169 197H171L172 198V196H167L168 198H166L165 200L164 199H162L161 200V198H163L162 196H159L158 195V193H155V192H153V193H147V194H153L152 196H149V195H147V197L145 196V194L144 193H139V191H136L137 189L139 190V188H136V187H134L135 186V184H139L138 183V181H140V184H141V182L143 183V184H141L140 186H142V185H144L146 188H148V186H146L145 185V183L147 182V179L145 180V183H144V181H143V179H144V177L143 176H141ZM207 175V176H206ZM17 176V177H16ZM45 176V177H44ZM69 176V175H68ZM110 176H111V179H110ZM117 176V178L120 176V178H122L121 180H124L125 181V183H123V184H126V181L128 182V183H131L132 185H133V182H134V185L132 186V185H130V189H131V186L132 187H134V189H135V192L138 194H136V195H133L132 196V194H133V192H132V190L130 191H128L129 193H126L125 191V189H129L128 187L126 188L125 187V189L123 188L124 187V185H122V181L120 180L119 181V183L117 182V181H114V180H116L115 179V177ZM123 176H124V178L125 177H127V179L125 180V179H123ZM137 176H141L139 179H138V177H137V179L138 180H136V182H135V179H136V177ZM8 177V178H7ZM20 177H22V178H20ZM29 177V178H28ZM31 177H33V178H31ZM34 177H35V180H34ZM56 177V178H55ZM58 177V178H57ZM128 177H133V179L134 180H132L131 181V178H130V181L131 182H129V178ZM142 177H143V179H142ZM156 177H158V178H156ZM24 178V179H23ZM28 178V179H27ZM42 178V179H41ZM119 178V179H120ZM151 178V179H152ZM179 178V179H178ZM3 179V180H2ZM15 179V180H14ZM18 179V180H17ZM21 179V180H20ZM38 179H40V180H38ZM58 179H60V180H58ZM113 179V180H112ZM177 179V180H176ZM215 179H217V181L218 182H216L215 181ZM24 180V181H23ZM70 179L68 178L67 179V181H68V183L70 182L69 181ZM166 180V181H165ZM169 180H173L174 182H177V181H179V183L177 182L176 184L175 183H173V185L172 184H170V182H168ZM21 181V182H20ZM41 181V182H40ZM53 181V182H52ZM55 181V182H54ZM60 181V182H59ZM123 181V182H124ZM154 181H152V180H150L148 183H154ZM36 182V183H35ZM39 182H40V184H39ZM45 182V183H44ZM66 182V181H65ZM97 182V181H96ZM115 182V183H114ZM192 182V183H191ZM14 183H15V185H14ZM38 183V184H37ZM58 183V184H57ZM120 183H121V185H120ZM148 183H146V184H148ZM161 183H159V184H161ZM171 183H172V181H171ZM180 183V184H181ZM216 183V184H215ZM219 185H218V184ZM258 183H259V186L257 187V185H258ZM2 184V185H1ZM5 184V185H4ZM11 184H13V185H11ZM30 184V185H29ZM34 184V185H33ZM46 184H47V186H46ZM57 184V185H56ZM70 184V183H69ZM71 184V185H72ZM96 184V183H95ZM94 184V185H95ZM169 184V185H168ZM178 184V185H177ZM186 184V185H187ZM255 184H256V186H255ZM20 185H22V186H20ZM43 185V186H42ZM56 185V186H55ZM58 185H59V187H58ZM61 185V186H60ZM62 185L64 186L63 187V189H62ZM73 185V186H74ZM97 185V184H96ZM95 185V186H96ZM111 185L112 186H116V187H114L115 189L118 187L119 188V195L117 194L118 192V190H116V192H109V191H106L107 189L108 190H114V188L112 187L111 188ZM168 185V186H167ZM244 185H247V186H252V189L253 190H255V188L257 187V191L260 193V196H259V194L257 193V195L259 196V198H258V196L255 194H253V193H255V191H253V190H251V191H253V193L252 194H250V192H247V190H245L244 188L246 187H243ZM262 185V186H261ZM68 187V188H66V187ZM126 186H129V184L128 185H126ZM139 186V185H138ZM144 186H142L143 188H141L142 189V191L141 192H143V190H145L146 188H144ZM255 186V187H254ZM4 187V188H3ZM12 187V188H11ZM16 189H15V188ZM26 187H27V189H26ZM29 187H30V189H29ZM47 187V188H46ZM56 187V188H55ZM83 187V188H82ZM209 187V188H208ZM243 187V188H242ZM250 187H248V189L250 188ZM2 188V189H1ZM7 188H9V189H6ZM42 188V189H41ZM84 188H86V189H84ZM110 188V189H109ZM233 188V190L236 192V193H232V191H230L231 189ZM247 188V187H246ZM259 188V189H258ZM261 188V189H260ZM41 189V190H40ZM51 189V190H50ZM58 189H60V190H58ZM67 189V190H66ZM79 189H80V191L81 192H83V193H77L78 191H79ZM106 189V190H105ZM133 189V188H132ZM134 189H133V191H134ZM140 189V190H141ZM198 190V192L199 191H202V190H205V191H207V193H204V194H206V196L207 197H209V198H204V200H203V203H200V202H202V199H200V198H198L199 196H200V194H199V196H198V192L196 193V190ZM15 190H17L16 192H14ZM33 190V191H32ZM48 190V191H47ZM60 191V192H58V191ZM65 190V192H63ZM75 190V191H74ZM77 190V191H76ZM148 190H150V188L148 189ZM148 190H145V191H148ZM191 190V191H190ZM238 190V191H237ZM239 190H241V193L239 192ZM262 190V191H261ZM4 191H6V192H4ZM9 191V192H8ZM44 191V192H43ZM46 191V192H45ZM68 191H72V193H70V192H68ZM105 191H106V193L108 194H106L105 195ZM120 191H121V194H120ZM242 191H244V193H242ZM18 192V193H17ZM34 192V193H33ZM41 192V193H40ZM63 192V193H62ZM68 192V193H67ZM73 192H76L77 193V195L74 193L73 194ZM102 192H103V190H102ZM130 192H131V194H130ZM149 192V191H148ZM57 193V194H56ZM70 193V194H69ZM114 193L115 194H117L116 196L114 195ZM46 194V195H45ZM78 194H79V196H78ZM89 195V196H87V195ZM113 194V195H112ZM125 194H129L128 196H132L131 198H128V196L127 195H125ZM141 194V195H140ZM144 194V195H143ZM154 194H156L155 196H157L158 195V198L159 197H161L160 199H158L157 197V199L154 197ZM182 197V198H180V196ZM184 194H188V195H186V196H184ZM190 194H192V196H190ZM242 194L244 195V196H242ZM246 194V195H245ZM263 196H262V195ZM5 195H9L8 196V198L5 196ZM20 197V198H18V196ZM27 195H29V196H27ZM48 195V196H47ZM51 195V196H50ZM53 195V196H52ZM56 195H57V198H56ZM64 195V196H65ZM84 195V196H83ZM122 195H123V197H122ZM124 195L125 196H127V197H124ZM145 196L146 197V199H145V197H143L144 198V200L143 201H145V202H143L142 201V197H140V196ZM195 195V196H194ZM13 196V197H12ZM17 196V197H16ZM21 196H24V197H21ZM45 196H46V198H45ZM58 196H60V197H58ZM81 196V197H80ZM83 196V197H82ZM195 197V200H196V197H197V200L199 199L200 200V202L199 201H195L194 200V197ZM242 196V197H241ZM2 197V198H1ZM7 199H6V198ZM13 199H12V198ZM37 197V198H36ZM41 197V198H40ZM52 197V198H51ZM134 197V198H133ZM136 197V198H135ZM173 197H174V195H173ZM191 198V199H189V198ZM201 197V196H200ZM238 197H239V199H238ZM241 197V198H240ZM15 198H17V199H15ZM23 198H25V199H23ZM29 198V199H28ZM65 198V197H64ZM138 198V199H137ZM140 198H142L141 200H140V202H142L141 204H140V202L138 201ZM164 198H165V196H164ZM175 198V197H174ZM203 198V197H202ZM248 198V199H249ZM250 198V199H251ZM11 199H12V201H11ZM55 199V200H54ZM126 199H132L131 201H132V203H134V207L133 206H131L130 205V207H129V204H132V203H129V202H131V201H128V200H126ZM134 199H137V201H138V203H139V205L140 206H138V207H140V208H142L145 204L147 205L148 204V207L149 208H146V210H145V206L143 207V210H145V212L144 213H146L147 214V212L146 211H148V214H147V217H145L146 219H149L147 222L148 223H150V224H148V226H146L147 228L149 227V225L151 226L152 225V223H154V224H160V220H162V218L165 216V214L167 215V213H168V211H172L171 213H173L174 214V212H175V215L176 214H179L180 215V217L181 218H183L184 219V221H183V223H182V220L180 219V217H179V220L181 221H179L177 218V216H179V215H176V220H177V223H175L176 221H174L175 220V218H173L174 220L172 221L171 220V218H170V220L169 221H171L172 223H170L169 221H168V223H167V229H165V230H168V228L169 227H177V225L179 226V223L182 225V226H180V227H178L177 228V230L176 231H178V230H180V231H178L177 233V235L179 236V239H176V238H178V237H176V238H171V242L169 241H167V238H165L164 237V235H165V233H166V231L164 230V228H166V227H164L163 228V226H165L166 225V221L167 220H165V219H163V221L165 220V222L163 223V226L161 225V227L163 228V232H165V233H162L161 231H162V229H161V231H160V225L158 226V230L156 231L155 230V232L151 229V228H149V229H151L152 230V232H153V236H150L149 235V231H147L148 233H146L145 231L146 230H149V229H147L146 227L144 228V230L142 229V225L139 227V228H141L142 229V231H141V229H139V228H137V230L139 229V231H140V233L136 230V227H138L137 225H139V224H137L136 222H140V221H137V219L138 220H140L139 218H137V217H139L140 216V211H138V208H137V205L136 204H138L137 203V201H135ZM151 199V200H150ZM155 200V202H156V204L157 205H159V206H156V208L154 207V206H152V203L153 204H155V202H153V200ZM191 200V201H189V202H187L186 200ZM194 200V202H193V204L191 205V202ZM209 199V200H208ZM247 199V202H244V203H248V202H250L249 200ZM34 200V201H33ZM41 200V201H40ZM58 200H60V201H58ZM88 200V201H87ZM124 200V201H123ZM147 200H149V201H147ZM174 200H176V201H174ZM182 200V201H181ZM207 200H208V202H207ZM212 200V201H211ZM252 200V201H253ZM17 201V202H16ZM93 202V203H95V204H93L92 205V207L91 206H89L90 204L89 203H91V202ZM125 203L126 201H128V203L126 204V205H124L123 204V202ZM136 202V204H135V202ZM185 201V202H184ZM211 203H210V202ZM243 201H244V198H243ZM243 201H242V203H243ZM254 201H253V203H254ZM255 201V202H256ZM260 201H261V199H260ZM13 202V203H12ZM24 202H26V203H24ZM30 202V203H29ZM34 202V203H33ZM58 202H60L59 204H56V203H58ZM78 202H77V204L76 205H78ZM170 202H172V203H170ZM178 202V203H177ZM204 202H206L205 204H204ZM216 203L217 205H216V207L213 205L212 206V204L213 203ZM235 202V203H234ZM238 202V203H237ZM37 204V206H36V204ZM149 203H150V205H149ZM169 203H170V205H169ZM174 203H175V205H174ZM179 203H180V205H179ZM199 203H200V205H199ZM214 203V204H215ZM16 204V205H15ZM20 204H21V206H20ZM29 204V205H28ZM31 204V205H30ZM33 204H35V206L33 205ZM143 204V205H142ZM155 204V205H156ZM186 204V205H185ZM188 204V205H187ZM203 206H202V205ZM208 204H210V205H208ZM251 204V203H250ZM257 204V203H256ZM256 204H251L252 206H256ZM260 204H262L261 202H258V205L260 206ZM26 205H28V206H26ZM58 205H60V206H58ZM75 205V204H74ZM78 205V206H79ZM127 205H128V208H131L130 210H132L133 208H137L135 211H134V213L132 214L133 216L132 217H135L134 216V214L137 212V217H136V222H135V225H133V226H135V229L134 230H132L133 229V227L132 226H130V227H132V228H130V231H132L131 233L132 234H134L133 232H136L135 234H136V236L137 235H139V236H137L135 239H137V240H134V238H133V240L135 241V243L136 244H134L133 246L132 245H130L131 246V248H130V246L128 245L129 243V241L131 242L132 240L130 239V237L131 236H129V233L127 234V235H124L125 236V238H123L122 239V237H124L123 235H121L122 233H123V231H122V233H120L121 231H120V229L122 230L123 228H121L122 226H121V224H128V217L126 218V216H129V212H127L126 210L128 209L127 208ZM174 205V206H173ZM179 205V206H178ZM184 205V206H183ZM194 205V206H193ZM240 205V204H239ZM244 205V204H243ZM247 205V204H246ZM245 205V206H246ZM248 205H249V203H248ZM250 205V206H251ZM263 205V204H262ZM25 206V207H24ZM32 206H34L33 208H32ZM58 206V207H57ZM124 206H126V208L124 207ZM160 206H161V208L163 209H161L160 208ZM166 206V207H165ZM167 206H169V208L167 207ZM172 206V207H171ZM193 206V207H192ZM212 206V207H211ZM13 207V208H12ZM18 207V208H17ZM38 207V208H37ZM53 207V208H52ZM133 207V208H132ZM153 207V208H152ZM164 207L166 208V210H168V211H166L165 209H164ZM171 207V208H170ZM177 207V208H176ZM181 207V208H180ZM185 207H186V210H185ZM191 207H192V209H191ZM197 207V209H195ZM199 207V208H198ZM208 209H207V208ZM215 207V208H214ZM2 208H4V209H2ZM17 208V209H16ZM28 208V209H27ZM92 208V209H91ZM140 208H139V210H140ZM159 208V209H158ZM189 208H190V210H189ZM204 208L206 209V210H208V211H204L203 212V210H204ZM218 209V210H220L219 211V214H218V211L215 213L214 211H215V209ZM6 209V210H5ZM27 209V210H26ZM50 209V210H49ZM51 209H55L54 210V212H52L54 215H52V216H50L51 215V211H53V210H51ZM157 209H158V211H157ZM187 209L189 210V211H191V212H197V210H198V212L197 213H192V214H189L188 213V211H187ZM203 209V210H202ZM262 209H263V206H262ZM5 210V211H4ZM11 210H13V211H15V212H13V211H11ZM37 210V211H36ZM40 210V211H39ZM60 211H61V209H59ZM90 210V211H89ZM130 210H128V211H130ZM134 210V209H133ZM142 210V211H143ZM165 210V211H164ZM174 210H176V211H174ZM210 210H211V212H210ZM29 213H28V212ZM35 211H36V214H35ZM48 211V212H47ZM114 211V212H113ZM124 211H126L127 213H124ZM142 211H141V215H142ZM149 211H151L150 213H149ZM153 211V212H152ZM155 211V212H154ZM160 211H161V213H162V211H164L162 214H160ZM180 211H182L181 213H182V215L180 214ZM214 213H213V212ZM17 212V213H16ZM23 212H25V213H23ZM41 212V213H40ZM70 212L71 213H73L74 214V211L72 212L71 210H70ZM81 212H83V214L81 213ZM84 212L89 216H87L86 214H84ZM158 214H157V213ZM167 212V213H166ZM170 212H169V215H170ZM188 213L187 215H183V214H186V213ZM190 212V213H191ZM203 212V213H202ZM208 214H207V213ZM9 213V215L7 216V215H4V214H8ZM34 213V214H33ZM50 213V214H49ZM70 213V214H71ZM130 213H131V211H130ZM138 213H139V215H138ZM201 213V214H200ZM204 213H205V215H204ZM262 213H263V211L261 210V212H260V215L258 214V213H255V214H258L261 218H263L264 219V214L262 215ZM10 214H11V217H10ZM72 214V215H73ZM80 214H81V216L82 215H84V216H82L83 218H81V216H80ZM115 214V215H114ZM117 214V215H116ZM126 214V215H125ZM128 214V215H127ZM151 214H153V215H151ZM200 214V215H199ZM211 214V215H210ZM235 214V215H234ZM240 214V213H239ZM71 215V218H72V221L74 222V219H75V214H74V216H72ZM136 215V214H135ZM144 215V214H143ZM142 215V216H143ZM161 215V216H160ZM162 215H163V217H162ZM172 215V214H171ZM170 215V217H174L175 215H173V216H171ZM203 215H204V217H203ZM208 215H210L209 217H206V216H208ZM220 215H222L221 217V219H220ZM234 215V218H232V217H230V216H233ZM17 216V218L18 219H15V217ZM22 218V217H24V219H21L20 217ZM32 216H35V217H32ZM44 216V217H43ZM54 216V217H53ZM60 216V217H59ZM86 216H87V219H89L90 218V220H86ZM117 216V217H116ZM123 216H125V217H123ZM153 218H152V217ZM183 216V217H182ZM197 216V217H196ZM226 216V217H225ZM239 216V215H238ZM9 217V218H8ZM26 217V218H25ZM31 217V218H30ZM130 218H131V216H129ZM150 217V218H149ZM167 216H165V218H166ZM185 217V218H184ZM192 217H193V219H192ZM202 217L204 218L203 220H206V221H213V222H211L210 224H208L209 222H200V224H199V221L200 220H202ZM205 217H206V219H205ZM230 217V223L229 224H231V222H232V224L234 225H232L233 227H235V228H230L231 229V231L233 230H236V233L237 232H239V233H241V236L240 235H237V234H239V233H237L236 235L235 234H233V235H235V241L232 243L231 241L234 239V238H230V239H228L229 238V236H228V238L227 237H225V239H223L224 237H222V235L223 234H225V233H227L226 235H229L228 234V229H226V227L228 226H224L225 224H224V221L226 220V219H228ZM6 218H8V219H6ZM29 218V219H28ZM32 218H34V220L32 219ZM42 218V219H41ZM76 218V219H77ZM85 218V219H84ZM127 220V221H125L124 222V220L125 219ZM143 218V217H142ZM159 218H160V220H159ZM168 218V217H167ZM188 218H190L189 220L191 221H189L188 220ZM215 218H216V220H215ZM224 218H226V219H224ZM238 218V217H237ZM9 219H11L12 221H13V223H12V221L11 220H9ZM19 219H21V220H19ZM41 219V220H40ZM83 219V220H82ZM117 219H119L118 220V223H116L117 222ZM124 219V220H123ZM156 219V220H155ZM169 219V218H168ZM194 219H196V220H194ZM212 219H214V220H212ZM220 219V220H219ZM224 219V220H223ZM10 222H9V221ZM15 220H17L16 221V223H15ZM23 220V221H22ZM36 220V221H35ZM39 220V221H38ZM43 220V221H42ZM46 220V221H45ZM50 220V219H49ZM55 220V221H56ZM60 220V221H59ZM116 220V221H115ZM133 220V219H132ZM151 220V221H150ZM193 220V221H192ZM219 221V224L217 225V222ZM231 220H233V221H231ZM235 220H237V219H235ZM29 223H28V222ZM47 221H48V223H47ZM119 221H121V222H119ZM133 221H135V220H133ZM141 221H143V220H141ZM154 221H157L158 223H156V222H154ZM179 221V222H178ZM187 221V222H186ZM198 221V222H197ZM221 221H223V222H221ZM228 221H225L226 223L228 222ZM27 222V223H26ZM35 222V223H34ZM40 222H42L41 223V225H40ZM50 222V223H49ZM56 222V223H57ZM74 222V223H75ZM82 222V223H81ZM113 222H115L114 224H113ZM123 222V223H122ZM132 222V221H131ZM147 222H146V220H145V223L147 224ZM162 222V221H161ZM184 222L186 223V224H184ZM194 222V223H193ZM22 223H23V225H22ZM26 223V224H25ZM34 223V224H33ZM39 223V224H38ZM46 223H47V225H46ZM62 223V224H61ZM141 223H143V222H141ZM174 223V224H173ZM190 223V224H189ZM196 223V224H195ZM199 225H198V224ZM213 223V224H212ZM216 223V225H214ZM255 224H256V222H254ZM13 224H14V226H13ZM21 224V225H20ZM35 224H38L39 226L37 227V225H35ZM44 224H45V228H44ZM58 224V223H57ZM125 224H124V226H125ZM132 224H134V223H132ZM145 224V225H146ZM212 224V225H211ZM223 224V227L221 226ZM228 224V223H227ZM240 224V223H239ZM251 222L249 223V225L251 226ZM255 224H252L253 226L252 227H254V225ZM17 225H19V227L17 226ZM32 225L34 226L35 225V227L37 228H35V227H33L32 228ZM74 225H76V224H74ZM118 225V226H117ZM144 225V226H145ZM205 225V226H204ZM220 225V226H219ZM248 225V226H249ZM257 225V224H256ZM26 228H25V227ZM42 226V227H41ZM46 226H48V228H46ZM84 226V225H83ZM153 226H156V225H153ZM202 226H204V227H202ZM231 225H230V227H232ZM248 226H246V227H248ZM249 226V227H250ZM257 226H260V224L259 225H257ZM257 226H255V228L257 227ZM29 227V228H28ZM40 227V228H39ZM75 227V229H77L76 227L77 226H73V228ZM104 227V228H103ZM112 227V228H111ZM152 227V226H151ZM219 227V228H218ZM225 227V228H224ZM245 227V228H246ZM262 227H264L263 225H262ZM261 227V230L263 229L264 230V228H262ZM38 228L40 229V231H38L37 232V230H38ZM73 228L71 229V230H73ZM79 228L80 229H82L83 230V228H81V227H78V229L77 230H79ZM93 228H94V225H93ZM128 228L129 227H127V229H125V230H127L128 231ZM154 228V227H153ZM173 228H172V230H173ZM180 228V229H179ZM204 228H205V230L206 231H204ZM221 228H223L224 230H226V231H224L223 232V229H221ZM228 228V227H227ZM244 228V227H243ZM23 229V230H22ZM36 231H34V230ZM74 229V230H75ZM90 229V228H89ZM92 229V228H91ZM108 229V230H107ZM155 229V228H154ZM157 229V228H156ZM171 229V228H170ZM220 229V230H219ZM230 229H229V231H230ZM248 229H250V228H248ZM27 232H29L30 230L33 232H29L27 235H25L24 233H26V231ZM118 230V231H117ZM124 230V229H123ZM124 230V231H125ZM175 230H173V232H175L176 233V231ZM238 230V231H237ZM251 230H252V228H251ZM256 230H258L257 228H256ZM255 230V233L254 234H256L257 235V238L258 239H260V240H264V236H262L263 235V233H261L259 230V237H258V234H257V232L258 231H256ZM262 230V231H263ZM81 230H79V232H80ZM105 230H101V233L103 234V232H104ZM126 231V232H127ZM129 231V232H130ZM248 231H250V230H248ZM14 232V231H13ZM87 232V233H88ZM115 232H117L116 233V235H117V241L115 242L114 241V239L116 238L115 236ZM125 232V233H126ZM143 234H142V233ZM169 232H171V231H169ZM219 232V233H218ZM243 232H244V230H243ZM253 232H254V230H253ZM76 233H78V232H76ZM76 233H74V234H76ZM105 233V232H104ZM107 233V232H106ZM105 233V234H106ZM150 233H151V231H150ZM156 233H158V234H156V235H160V234H163V236L162 235H160V236H157L158 237V239H156L155 238V234ZM172 233V232H171ZM171 233L170 234H168V236L166 235V237H174L173 236V234L171 235ZM216 233H217V235L218 234H220L221 236L219 237V235L218 236H216ZM249 233V232H248ZM252 232H250L249 234H251ZM262 235H261V234ZM25 236H24V235ZM41 234H42V232H41ZM79 234V233H78ZM77 234V236H79V237H81V235H83L82 234V231L80 232V235H78ZM89 234V233H88ZM87 234V235H88ZM119 234H120V236H119ZM142 234V235H141ZM147 234L149 235V236H147ZM252 235L253 237H256L255 235ZM32 235V236H33ZM36 235V236H37ZM48 235V234H47ZM85 235V234H84ZM92 235H91V237H92ZM107 235H109V233H107ZM144 235V236H143ZM152 235V234H151ZM36 236H35V238H36ZM39 236V235H38ZM90 236V235H89ZM89 236H87V237H89ZM98 236V237H97ZM113 236H114V239H113ZM134 237H135V235H133ZM146 236V237H145ZM240 236L241 237V239H245V240H243V243L241 242V240H240V237H239V240L240 241H238L237 239H238V237ZM251 236V235H250ZM263 237V239H262V237ZM45 237V238H44ZM75 237H76V235H75ZM83 237V236H82ZM147 240V241H149L150 240V242L152 243V241H154L155 239L157 240V241H159V245H161V243H160V241L161 242H167V243H169L170 245L171 244H173V246H172V248L171 249H169L171 252L173 251L174 252V254H175V252H176V254L177 253H180L181 254V256L178 254V257L176 256V255H174L173 253H171V255H173L172 257L173 258H171V259H169V258H167V257H165V260L166 261H163V259H164V256H166L167 254H161V255H163V258H161V261H160V263H159V260H158V258L156 257L157 256V254L158 253H160L161 251H163V248H162V250L161 251H158V253L156 252V251H154L156 248L155 247H157V248H159L158 246H156V245H158V242L157 241H154V242H157V244L155 245V247H154V245H152L150 242V244L153 246H150L151 248H150V251L148 250L149 249V246H148V248H147V246H143V247H140V245H138V244H143V242L145 243V241L146 240H143V242H142V239H144V238ZM13 238V239H12ZM26 238V239H27ZM72 238H74V237H72ZM77 238V237H76ZM75 238V239H76ZM122 240H121V239ZM132 238V237H131ZM226 238L228 239V241L227 242H230V243H232L231 245H230V249H229V252H228V248H227V251L225 250L226 249V247H227V245L224 243L225 241H226ZM252 238V237H251ZM257 238H254V239H257ZM30 239V238H29ZM31 239H32V237H31ZM81 239H83V238H81ZM85 240H86V238H84ZM83 239V240H84ZM113 239V240H112ZM172 239H173V241H172ZM176 239V240H175ZM253 239V238H252ZM253 239V240H254ZM73 240V239H72ZM77 240V239H76ZM80 240V239H79ZM84 240V241H85ZM92 240H94L95 241V238L94 239H92ZM127 240V241H126ZM139 240V241H138ZM251 240V239H250ZM12 241H14V242H12ZM78 241V240H77ZM88 241V240H87ZM109 241V239L106 241V242H108ZM110 241V242H111ZM120 241L122 242V241H125V242H122L121 244L123 245V246H126V248H127V246L129 247L128 249H124L123 248V246L122 245H120ZM134 241H133V243H134ZM136 241H138V244H137V242ZM141 241V243H139ZM146 241V242H147ZM245 241V242H244ZM247 241V242H246ZM259 241V240H258ZM257 241V242H258ZM72 242V244L71 245H73V241H71ZM105 242V243H106ZM219 242V243H218ZM226 242V243H227ZM242 244H241V243ZM252 242H254V241H252ZM255 242H256V240H255ZM257 242H256V244H257ZM261 242V241H260ZM13 243L15 244V246L13 245ZM126 243H128V244H126ZM132 243V244H133ZM163 243H162V245H163ZM216 243H218L217 245H216ZM246 243V244H245ZM262 243V242H261ZM43 244H44V242H43ZM131 244V243H130ZM155 244V243H154ZM220 244H221V247H223V248H217L218 249V251L220 250V252L218 253V251H217V253H215L216 251L215 250H217L216 249V247H219L220 246ZM226 246H225V245ZM236 244V247L234 246ZM258 244H260V243H258ZM262 244H264V243H262ZM161 245V246H162ZM169 245V247H168V245L166 246L167 247V250H168V248H170L171 246ZM223 245V246H222ZM233 245V246H232ZM244 245V246H243ZM261 245V244H260ZM70 246V245H69ZM120 246V247H119ZM121 246H122V248H121ZM164 246V245H163ZM228 246H229V243H228ZM249 246V247H248ZM261 246H264V245H261ZM14 247H15V249H14ZM74 247V246H73ZM138 247V248H137ZM165 247V248H166ZM253 247V246H252ZM251 247V248H252ZM65 249H66V247H64ZM77 249H73V248H71V249H73V251L71 250L70 252H72V253H75L76 254V252H77V254L75 255V254H72L73 255V257L75 258V260H78L79 258L78 257H82L83 256V250H82V248H78V247H76ZM142 248H144V249H142ZM153 248H154V250H153ZM175 248H176V250H178V251H176L175 250ZM231 248H232V250H231ZM246 250H245V249ZM65 249H63V250H65ZM68 249V248H67ZM120 249V250H119ZM134 251H133V250ZM139 249H141V250H139ZM204 249V250H203ZM223 249H224V251L225 252H228V253H225L224 251H223ZM253 249H254V247H253ZM12 252H11V251ZM69 250H70V248H69ZM152 250V251H151ZM168 250V251H169ZM221 250H222V252H221ZM68 251V250H67ZM79 251H81L80 253H79ZM119 251L121 252V253H119ZM215 251V252H214ZM250 251V250H249ZM139 252H141V253H143V255H144V257H143V259L142 258H140V254H138ZM147 252V253H146ZM149 252H151L150 254H152L151 256H150V254H149ZM165 252V251H164ZM164 252H161V253H164ZM256 252V251H255ZM15 253V254H14ZM17 253V254H16ZM134 253V254H133ZM138 254V256H137V254ZM157 253V254H156ZM215 253V256H216V254H226V255H228L229 257H228V260H227V256H221L220 255V257L221 258H219V256L217 255L216 256V258L215 257H213V254ZM71 254V253H70ZM124 255V257H123V255ZM127 254V256H129L130 258H131V256H132V258H131V260L130 259H128L125 255ZM129 254V255H128ZM145 254H147L146 256H145ZM156 254V255H155ZM224 254V255H225ZM231 254V255H230ZM237 256H236V255ZM246 254H248L247 256H246ZM256 254H258L257 252H256ZM78 255V256H77ZM82 255V256H81ZM235 255V256H234ZM259 255V254H258ZM260 255H262V254H260ZM6 256V257H5ZM120 256V257H121ZM135 256V257H134ZM137 256V257H136ZM149 256H150V258H149ZM175 256H176V258H179V260L178 259H175ZM231 256V257H230ZM252 256V257H251ZM72 257V259L74 260V258ZM78 259H77V258ZM119 257V256H118ZM119 257V258H120ZM155 257V258H154ZM161 257V256H160ZM159 257V258H160ZM169 257H171V256H169ZM218 257V258H217ZM223 257H224V259H226V261L223 259ZM255 257V256H254ZM263 258H264V256H262ZM261 257V258H262ZM146 258H148L147 260H145ZM157 258V259H156ZM234 258V259H233ZM251 258L252 259H254V261L253 260H251ZM257 258V257H256ZM6 261H5V260ZM18 259V258H17ZM121 259V258H120ZM154 259V260H153ZM168 259V260H167ZM217 259L219 260L220 259V261L218 262L217 261ZM222 259V260H221ZM238 259V260H237ZM9 260V261H10ZM136 260V261H135ZM145 260V261H144ZM157 260H158V263H155V262H157ZM169 260H175V261H173V262H169L168 263V261ZM181 260V261H180ZM225 262H224V261ZM4 261V262H3ZM139 261V262H138ZM142 261V262H141ZM155 261V262H154ZM217 261V262H216ZM221 261H223V262H221ZM229 261V262H228ZM236 261V262H235ZM246 261V262H245ZM250 261H252L251 263H250ZM262 261H263V263H261V264H264V259H262ZM11 262H13V261H10V263ZM19 262V261H18ZM163 262V263H162ZM228 262V263H227ZM259 262V263H258ZM9 263V264H10ZM7 264V263H6Z\"/></svg>",
  "mask_w": 264,
  "mask_h": 264
},
{
  "label": "bare ground",
  "instance_id": "2",
  "mask_svg": "<svg viewBox=\"0 0 264 264\" xmlns=\"http://www.w3.org/2000/svg\"><path fill=\"white\" fill-rule=\"evenodd\" d=\"M70 1H72V0H70ZM98 1V0H97ZM96 1V2H97ZM111 1V4H110V7L109 6H107L106 7V5H107V3H109V2ZM107 1V3H106V5H105V3L103 4V5H105V7L108 9V10H111V9H113V8H115V7H111V5H112V0H108ZM92 2V1H91ZM94 2H95V0H94ZM100 2V0L98 1V3ZM103 2H105V1H103ZM116 2H120L119 4H117ZM123 2L124 3H126V4H123ZM82 0H75V2H73V4H72V6H73V11H74V8H76V11L77 12H83L84 10L82 9ZM129 3V1L127 2L126 0H122V3H121V0H114V4L112 5V6H114L115 4L117 5H115L116 6V8L117 7H119L120 5H121V7H120V9L121 8H123V6H130V7H132V8H128L127 6L126 7H124V8H127L128 9V11H130L129 13H135L134 14V18L135 19H133L134 20V24L133 25H129V26H127L126 28L124 27V32L122 31V30H120L121 29V27L120 28H118V26L120 25L121 26V24H120V22L122 21L121 19H120V17H125L126 18V14L124 15L123 13H124V11L125 10H123V13H122V10H120L121 11V13L123 14V16H121L120 14L118 15L119 17H118V19H120V20H118L117 19V21H118V23H117V21L116 20H111V21H109V23H111V27H109L110 28V30H109V34L111 35V36H108V39H107V34H105L106 32H102V35H100V32L98 33L97 32V34H98V36L100 35V36H103L104 34H105V36H103V37H105L106 39H103V37H100V39H103L102 40V42L104 41V40H107V41H104L103 43H101L100 45H102V46H108L107 44H109L110 46L109 47H107L109 50V54H108V51L104 48L102 51H100V50H97L96 49V52H99V54H98V60H99V62H98V60H96V61H94V60H89L90 58L89 57H87L86 58V60H85V58H77L78 60V64H81V63H83L81 66H82V68L83 69H85V70H88L87 71V73H85L84 74V76H82L83 78L85 77V78H87V79H89V75H88V73L90 74V75H92L91 73H96V71H97V74L99 73V71H100V73L102 74H100L99 76H101V77H99L97 74H95L94 76H90V77H93L92 79H96V77H97V84H99L98 83V81H99V78L101 79V78H103V79H101V80H104V78H105V82H104V85H105V83H106V85H107V80H106V78L108 79V84H112V83H110V82H112L113 81V85H111V86H113V87H118V88H116L115 87V89L113 88V90H114V92H116V93H114L113 92V90L111 89V88H108V85L105 87L106 89V91H112V92H107V94H108V96H109V93H111V95L109 96V99H111V97L113 96L114 97V95L116 96V100H119L120 99V97H121V93H123V95L127 92V89H129L128 90V92L127 93H129L128 95L127 94H125L126 96H127V99H126V96H122L121 97V102H120V100L119 101H114L115 100V97H114V100H112L113 101V104L112 103H110L111 102V100L109 101V100H107L106 99V97H108L107 96V94H104V93H106V91H103V92H101V94H100V91H102V90H97L98 91V93L100 94V95H98V93H97V96H99L98 97V99H99V101L97 100V101H95V99H97V96H95V92H96V90H93V92H91L92 90L91 89H99V88H102L104 85L102 84L101 86H100V84L101 83H103V81L99 84V86H97V85H95V86H91L90 84L93 82L94 83V81L96 82V80L94 79V80H88V81H90L89 82V84H86L88 87H89V85H90V87L89 88H84L83 87V93H84V95H85V98H87L88 97V100L90 99L92 102L93 101H95V102H93V104H95L96 102H97V104H98V102H99V105H98V107H102L103 106V104H104V106H105V104L107 105L108 103H109V105H113V106H108L107 105V107H105V112H107V110H108V108L109 109H112L111 107H113L114 109L116 108V110H117V108L119 109V110H117V112H116V110H114L115 112H113V115H112V117H110L109 115V113H107L108 114V116H107V119L108 118H110V119H106V121H108V122H110V125H112L113 123H111L112 121H114V124H115V126H113L114 127V129H112L113 127H111V128H109V123H106L105 122V120H103L104 122H105V124H107L108 125V128L109 129H112L111 131L110 130H107L106 128L107 127H104L105 129H106V131L107 132H111V133H113V134H110V135H113L114 136V138L117 140V138H118V140L119 141H121V142H123V144L122 145H126V147H132L131 148V151L133 150V145H137L138 144V146H140V150H139V148H138V146L136 147V148H138V151L140 152L139 154H138V156L142 153V151H143V154L144 155H146V158L144 159L143 158V156H142V158H143V162L145 163L144 165L140 162L141 160H140V158H141V155H140V157L138 158L140 161L138 162V160H137V163H141L140 164V166L142 165V167L144 166V168H146L147 169V167H148V169H147V172H148V170L150 169V171H152L153 173H154V170L155 171H157V172H161V166L159 165V157H157L158 156V154H159V152L161 153V154H163V157L165 158V154H166V157L167 156H169V155H172V151L171 150H164V149H167L168 147H167V145L166 144H168L167 142L166 143H162V142H165V141H163L165 138H166V140H168V139H172L173 138V135H174V132L172 131V133L171 132H169L168 130H170V129H168L167 131L169 132V133H171V134H173L172 136H171V134H166L167 132H163V131H166V129H164V130H162V133H160L159 134V132H158V136L156 137V135H157V129L155 130V125H154V123L153 124H151V125H149V126H151L152 127V129L154 130V131H156V133H155V135H154V133L152 134L151 133V131H152V129H151V127H148V132L146 133L145 131L147 130V127L146 126H148V124L149 123H152V122H155V121H151V120H149V119H151L152 118V120H155L156 118H157V116L156 115H158V118H159V116L160 117H162V114H164L163 115V118L164 117H166L167 119L169 118V120L172 118V117H174V115H175V113L179 110V109H181V110H179L180 112L182 111V109L184 108H181L182 106H181V103L179 104V101L178 100H188L189 101V99H188V97L185 99V93H187L188 92V90H189V88H187L186 87V85H188L189 83H197V84H199V85H201V86H199V88L197 87L196 88V92L198 93V94H206V93H214V92H216V93H218V94H221V96L223 95V93H225V95H227V96H225V97H222L221 99L222 100H224V99H226V100H228L226 103H224V104H214V105H212L213 107H211L210 108V110L209 111H212V112H210V113H212V114H214V115H218V114H222V113H224V112H226L227 113V111H228V113H229V111L231 112V111H233V112H231V114L233 113V114H235V112L236 111H238V113H239V111H240V113H245V114H247V115H251L250 117V119L252 120L253 118L252 117H254V115L256 116V118H258V121L257 122H259V124H260V126H264V72H256L255 70H247V68H248V66H250V65H256V66H258L260 63H263L264 62V0H131V4L129 5L128 4ZM67 4V3H66ZM71 4V3H70ZM80 4H81V7H80ZM101 4V3H100ZM119 5V6H118ZM123 5V6H122ZM71 6V7H72ZM89 6V5H88ZM93 6H94V3H93ZM66 7V6H65ZM69 7H70V5H69ZM85 7H87V6H85ZM84 7V8H85ZM95 7V6H94ZM104 7V6H103ZM105 8V9H106ZM111 8V9H110ZM115 8V9H116ZM70 9V8H69ZM82 9V10H81ZM95 9V8H94ZM99 9V8H98ZM97 9V10H98ZM104 9V8H103ZM102 9V10H103ZM107 9H106V13L108 12L107 11ZM126 9V10H127ZM93 10V9H92ZM100 10V9H99ZM98 10V11H99ZM114 10V9H113ZM113 10L112 11H109L108 12V14L110 13V18L112 19V17H111V15L115 12V10H114V12H113ZM94 12L96 11V10H93ZM104 12L102 13L101 11H99V13L101 12V14H105L104 16L103 15H101V14H98V12L96 11L95 12V19L96 18H98L97 16L98 15H101V19L100 18H98V20L96 21L95 19H93L95 22H100V21H102L103 20V24H101V25H104V23H108V21H106V20H109V16H106L107 14L105 13V10H103ZM128 11H127V14H128ZM132 11V12H131ZM119 12V11H118ZM117 11H116V13H118ZM126 12V11H125ZM92 14V12H87V14H85V16L87 15V17H89V15L88 14ZM116 13H114L113 14V16L116 14ZM64 14V13H63ZM84 14V13H83ZM77 15H78V13H77ZM129 15V14H128ZM62 16V15H61ZM60 16V17H61ZM65 16V15H64ZM136 16V17H135ZM68 17V16H67ZM90 19H92V18H94V17H92L91 15H90ZM102 17H104V18H107V19H103ZM132 17V16H131ZM64 17H62V19H63ZM78 18H79V16H78ZM78 18H76V19H78ZM116 18H117V16H116ZM127 18H128V16H127ZM61 19V18H60ZM80 19V18H79ZM78 19V20H79ZM83 20L82 21H84V19L85 18H82ZM90 19H88L87 18V20L90 22ZM115 19V18H114ZM86 20V21H87ZM77 21V20H76ZM106 21V22H105ZM112 21L114 22V23H112ZM61 22H62V20H61ZM66 22V21H65ZM74 22V19L72 18V16L70 15L69 16V19H68V23H69V27L71 28V27H76V24H77V22H76V24H75V22ZM91 22H92V20H91ZM94 22V23H95ZM115 22H116V24H115ZM123 22V21H122ZM125 22V21H124ZM129 22V21H128ZM127 22V23H128ZM132 22V21H131ZM67 22H66V25L68 24ZM81 23V22H80ZM87 23V22H86ZM94 23L93 24H91V25H93L94 26ZM101 23V22H100ZM100 23H98V24H100ZM107 23H106V25H107ZM64 23H62V25H63ZM82 25H85V21H84V23H81ZM80 24V25H81ZM89 23H87L85 26L87 27V25H88V31L87 32H89L90 30V27H89V25H90ZM95 24H97V23H95ZM97 24V26H99ZM113 24H115V25H118V26H116L115 27V25H113ZM78 25V24H77ZM112 25L114 26V31H116L115 29H119L118 31H116V32H112ZM124 25V24H123ZM60 26V25H59ZM125 26V25H124ZM86 27H85V30H84V33L85 34H83V33H80V34H82V36L80 35H78L79 37L77 38L76 36V39H82L81 37H83L84 35L86 36V34H89V35H87L86 37H90V34L92 35V36H94L93 34H96V32L94 33V31H92L93 32V34H92V32H90V33H87V32H85L86 31ZM104 27L106 28V30H107V27L104 25ZM103 26L101 27V29L102 28H104ZM123 27V26H122ZM60 28V27H59ZM63 28H65V27H63ZM68 28V27H67ZM69 29V28H68ZM67 29V30H68ZM82 29H84V28H80L79 30L81 31V32H83L82 31ZM100 29V30H101ZM63 30V29H62ZM70 30V29H69ZM92 30V29H91ZM103 30H105V29H103ZM79 33V31H77V32H75L74 33V35L75 34H78ZM104 33V34H103ZM63 34V33H62ZM68 34V33H67ZM64 35H65V33H64ZM70 35V34H69ZM73 34H72V36H74ZM71 36V35H70ZM92 36H91V40L93 39L92 38ZM98 36H97V38H98ZM254 36L256 37H260V39H258L257 40V42L258 43H254V42H256V40L254 41ZM75 37H73L72 38V43H76V46L78 45L79 46V41H77V42H79V43H77V42H74L73 41V39L75 38ZM250 38V41H247L246 42V40H248ZM87 39V40H86ZM85 39V37L82 39V40H85V41H88V39H90V38H86ZM94 39H95V36H94ZM93 39V40H94ZM246 39V40H245ZM49 40H50V37H49ZM97 40V39H96ZM260 40V41H259ZM51 41V40H50ZM64 41H67L66 39H64ZM63 41V42H64ZM68 41H70V39L68 40ZM67 41V42H68ZM98 41H99V39H98ZM182 41H185V42H182ZM46 42V41H45ZM45 42H44V45H46L45 44ZM82 42V44L83 43H85L84 41H81ZM105 42H107V43H105ZM39 43H41V41L39 42ZM49 43V42H48ZM183 43H185V44H183ZM55 44V43H54ZM61 44L62 45H60L62 48H64V43H62L61 42ZM71 44V43H70ZM88 44V43H87ZM87 44H85L86 46H84V47H80V48H83V50H84V48L86 49V47H87ZM89 44H91V46H93L92 44H94V45H96L94 42H89ZM183 44V45H182ZM40 45V44H39ZM50 45V44H49ZM68 46L67 47H65V48H68L69 47V44H67ZM71 45H75V44H71ZM70 45V46H71ZM41 46H43V44L41 45ZM60 46H58V47H60ZM66 46V45H65ZM75 46V47H76ZM77 46V47H78ZM39 47V46H38ZM51 47V46H50ZM55 47H56V49L54 50V52L52 53V52H49V51H51V49H49V51H47V50H45V49H47V47H41V48H43V50L41 51V52H48V54H46V53H42L41 55H50V53L52 54V55H56V50L58 51V49L59 50H61L60 48H58L57 49V46L55 45ZM74 47V46H73ZM76 47V48H77ZM90 47V46H89ZM94 47V46H93ZM92 47V48H93ZM97 47V46H96ZM96 47H94V48H96ZM54 48V47H53ZM65 48H64V50H65ZM88 48V47H87ZM91 49V48H90ZM90 49H89V51H90ZM45 50V51H44ZM72 50H75V49H72ZM71 50V51H72ZM83 50H82V52H83ZM88 49H86V51H87ZM92 50V49H91ZM104 50H106V52H104ZM114 50H115V52H114ZM53 51V50H52ZM62 51V53H64L63 52V50H61ZM67 51H68V49L66 50V52L64 53V54H67L66 56H68L69 57V53H71L70 52V48H69V51H68V53H67ZM88 51V52H89ZM60 52V51H59ZM74 52H76V51H74ZM58 53V52H57ZM61 53V52H60ZM60 53H58V54H60ZM61 53V54H62ZM72 53H73V51H72ZM79 53L80 52H78V55H79ZM84 53H85V51H84ZM83 53V54H84ZM90 53V52H89ZM57 54V55H58ZM75 54H77V53H75ZM86 54V53H85ZM88 54V53H87ZM95 54V53H94ZM114 54H117L118 55V59L116 58V61H114V57H116V56H114L113 57V60H112V58L110 57V56H112V55H114ZM56 55V58L57 57H59V55L57 56ZM71 55V54H70ZM78 55H77V57H78ZM46 56V57H47ZM73 55H71L70 56V60H71V57H72ZM81 57H82V55H80ZM94 56V55H93ZM97 56V55H96ZM126 56H128V58L129 59H125L126 61H127V63L125 62V60H123L124 58H126ZM130 56V57H129ZM20 57V56H19ZM61 57V56H60ZM59 57V59H61ZM67 57V58H68ZM84 57H86V56H84ZM90 57H92V56H90ZM121 57V58H120ZM29 58V57H28ZM48 58V57H47ZM49 58H51V59H53L54 58V56H51V57H49ZM48 58V59H49ZM65 58V57H64ZM74 58V57H73ZM89 58V59H88ZM123 58V59H122ZM30 59V58H29ZM59 59H56V60H52V63H53V61H56L58 64H60L62 61L60 60L59 61ZM62 59H63V57H62ZM68 59V60H69ZM81 59L83 60H85V61H81ZM97 59V58H96ZM119 59H121L122 60V62L124 61L130 68H128V66L127 65H125L124 64V66L125 67H127L128 68V70H127V68H125L122 64L120 65V61L121 60H119ZM22 60H24V59H21V61ZM50 60V59H49ZM89 60V61H88ZM31 61V60H30ZM51 61V60H50ZM60 63H59V62ZM64 61H66V60H64ZM64 61L60 64L61 65V68L62 69H67V68H65L64 66H62L63 65V63H64ZM72 61H73V59H72ZM92 61V62H91ZM18 62V61H17ZM29 62V61H28ZM47 62V61H46ZM67 62H69V61H67ZM85 62V63H84ZM93 62H96V63H93ZM39 63V61L37 62V64ZM50 63L49 65L51 66H53L55 63ZM70 63V62H69ZM69 63L67 64L68 66H69ZM77 62H76V59H75V65L74 66H76L77 64H76ZM118 63V65H116ZM36 64V65H37ZM70 64H74V62L72 63H70ZM31 65V64H30ZM42 65H43V63H42ZM59 65V66H60ZM96 65V66H95ZM119 65H120V67L121 66H123L125 69H123V67H119ZM131 65H142V67H144L143 65H145V68H144V70H145V73H143L144 72V70L141 68V67H137V69L138 70H136V71H138V72H135V70H133V67H131ZM26 66H29V65H26ZM44 66V65H43ZM42 66V67H43ZM67 66V67H68ZM73 66V67H74ZM117 66V67H116ZM146 66H149V67H152V69L151 68H149L150 70H149V72L150 71H152V72H154V76L156 75V73L155 72H157V76H153V73L151 72V73H149L150 75L148 76V73H146L148 70V68L146 67ZM157 66H159L158 68H159V71H160V67H162V66H165L166 67V69H164V68H162V70L164 69V72H160V74H158L159 73V71H158V68L155 67ZM20 67V66H19ZM56 68H57V66H55ZM71 67V66H70ZM86 67V68H85ZM118 67L120 68V70L121 69H123L122 71H118V72H116L117 71V69H118ZM25 68V67H24ZM35 68V67H34ZM41 68V67H40ZM39 68V69H40ZM49 68V67H48ZM75 68H77L76 70H78L80 67L79 66H77V67H75ZM112 70H111V69ZM116 70V71H113L114 69ZM117 68V69H116ZM153 68H155V69H157V71H154V69ZM21 69V68H20ZM38 69V68H37ZM81 69V68H80ZM82 69V70H83ZM99 69V70H98ZM19 70V69H18ZM18 70H16V72L18 71ZM68 70V69H67ZM70 70V69H69ZM68 70V71H69ZM75 69L73 68V71H74ZM81 70V71H82ZM85 70L84 71H82V73H84L85 72ZM93 70H96L95 72L93 71ZM126 70V71H125ZM139 70L141 71L142 70V73L143 74H145V78L143 77L144 75L140 72V74L139 75H137L136 73H139ZM147 70V71H146ZM22 71V70H21ZM40 71V70H39ZM72 71V72H73ZM79 71V70H78ZM77 71V72H78ZM80 71V72H81ZM92 71V72H91ZM102 71V72H101ZM110 71H112V72H110ZM120 72V73H119ZM51 72L49 71V73H48V75H50L49 77H53V73L52 74H50ZM56 74H57V72H55ZM76 73V72H75ZM82 73H81V75H82ZM19 74H21V73H18V76H19ZM33 74L34 73H32V75H31V77L30 78H34L33 77ZM43 74V73H42ZM45 74H46V72H45ZM66 74V73H65ZM143 76H142V75ZM151 74H152V76H151ZM47 75V74H46ZM46 75H44V77L46 76ZM67 75V74H66ZM79 75H80V73H79ZM85 75H88V77H86ZM97 75V76H96ZM146 75L148 76L147 78H149L150 76V79H146ZM60 77L59 75H54V78L55 77ZM104 76H106V77H104ZM112 76V77H111ZM118 76V77H117ZM138 76H142V78H144L145 79V85H143V86H141L142 88H140V84H141V81H140V84H138L139 86L137 87V81H139V79L141 78H139L138 79ZM14 77H17V75L16 76H14ZM52 77L51 78H49V79H51V81L49 82V81H47L48 83H46V84H50L51 86H52V84H54L53 86H52V88L53 87H58L59 88V84L62 82L61 80V77L59 78L60 79V83L59 82H56V83H59V84H55V83H53L54 81H52ZM69 77V76H68ZM68 77H65V76H63V78L65 79H67ZM127 77H128V79H127ZM157 77V78H156ZM53 78V79H54ZM57 78V79H58ZM82 78V79H83ZM84 78V79H85ZM122 78H124V79H126L128 82H126L127 84H125V85H127V87L124 89V87H123V81L125 82V80L124 79H122ZM142 78L140 79V80H142ZM153 78V79H152ZM18 79V78H17ZM22 79V78H21ZM29 78L27 77L26 78V80L29 82L30 81V79L28 80ZM83 79V80H84ZM110 79V80H109ZM111 79H112V81H111ZM123 81H122V80ZM20 80V79H19ZM18 80V81H19ZM23 80H24V78H23ZM45 80H48L47 79V77H45ZM56 80V79H55ZM69 80V79H68ZM86 80V79H85ZM119 80V81H118ZM120 80L122 81V83L120 82ZM129 80H130V82L132 83V81H133V85H131V83L129 82ZM135 80H137V81H135ZM146 80H148V81H146ZM12 81H14L13 79H12ZM21 81V80H20ZM25 81V80H24ZM70 82H68L67 80H65V82H67L66 84H68V86H69V84H70V86L72 87L73 85H75V84H73L74 83V80L71 78L70 80H69ZM71 81H73V83H72V85H71ZM87 80H86V82H88ZM119 83L118 85L116 84L117 82ZM31 82V84H29V89H31L32 91L34 90V92L36 93L37 91H35V90H38L37 88H36V84H35V82H33V81H30ZM51 82H52V84H51ZM65 82H64V84H65ZM85 82V81H84ZM142 82H143V80H142ZM147 82V83H146ZM18 83V82H17ZM20 83V82H19ZM22 83V82H21ZM122 84V88L124 89V90H126V91H122V89L121 90H118V89H120L119 88V85H121ZM191 83V84H192ZM219 83H224V84H228L229 85V87L228 88H209V87H203V85L204 84H212V85H217V84H219ZM27 84V83H26ZM63 83H62V85H64ZM65 84V86H62L63 88L61 89V90H63L64 89V87H66L67 85ZM78 84V83H77ZM82 84V83H81ZM146 84H148L147 86H146ZM22 85H24V83L22 84ZM85 85V84H84ZM93 85V84H92ZM109 85V87H111ZM115 85V86H114ZM124 85V86H125ZM135 85V86H134ZM151 85V86H150ZM166 85V87H164ZM19 86V85H18ZM70 86H69V88L68 89H70ZM97 86V87H96ZM135 88H134V87ZM149 86V87H148ZM163 86V87H162ZM75 87H77V86H75ZM79 87V86H78ZM93 87V88H92ZM99 87V88H98ZM129 87V88H128ZM20 88V89H19ZM21 88L23 89L24 88V86H22V87H17L16 89H19V90H21ZM39 88V87H38ZM48 89H49V87H47ZM46 88V89H47ZM66 88V89H67ZM91 88V89H90ZM16 89H15V91H16ZM185 89V90H184ZM187 89V90H186ZM198 89V90H197ZM24 90V89H23ZM86 90H88L87 92H86ZM91 90V91H90ZM115 90H117V91H115ZM25 91H27V88H26V90ZM65 91L66 90H63V93L65 94H62V93H57V94H51L50 95V93H48L49 94V96H50V99H48V97L46 96V97H43V102H44V104H45V100L47 99L49 102L51 101V103H52V106H51V104L49 103V102H46V111L47 112H49L50 110L49 109H51V111L49 112L50 114V116H49V118L52 116V118H55V116H57V115H59V116H57V118L59 117V118H61L60 120L59 119H57V122H58V124L56 123L55 124V122H54V125L56 126H54V128L55 129H59L60 131L62 130V129H66V131H62V132H60V134L63 136V134H64V136H63V138H57V134H56V138L57 139H62V141L64 142H61L59 145H62L63 144V146H65V145H69L70 143H71V140L72 139H74V140H72V142L74 143L77 139H76V137H75V135L76 134H74V132L77 130L78 131V129H79V127H81L82 128V126L80 125V124H83L85 127H87V125H88V123H90V122H88V121H90V118H91V120L92 121H96V120H93V115H95L94 113H92V117H89L90 116V112L89 113H87V114H89V119H88V117H86L87 115H86V112L84 111V114H83V120H82V123H80L79 124V126H77V122L79 121V119L78 120H76V126H75V123H74V128L76 129V127H78L76 130L74 129V131L71 133V129L73 130V128H71L70 126H72V122L74 121V116H73V114L76 116H78V117H82L81 116V113H77V112H73V114H72V112H68V113H71V114H69V116L67 117V115H68V113L66 114V112H64V111H62L61 112V110L62 109H59V108H62V107H57L56 105L54 106V104H57L58 103V101L59 102H62V100H63V103H70L71 102V104L73 103V101L75 102V103H77L76 101H77V99H76V101L75 100H73V97H74V95H73V97H71L70 95L68 96V97H71V101L69 102V100H67V97H65V96H67L66 94L67 93H71V92H66L65 93ZM69 91V90H68ZM89 91L91 92V94L93 95L92 97H91V94H90V96H89ZM95 91V92H94ZM122 91V92H121ZM17 92H18V90H17ZM16 92V95L18 94ZM21 93H19V96H21L22 97V95H20V94H22V93H24V92H22V90L20 91ZM38 92H39V90H38ZM41 92V91H40ZM39 92V93H40ZM44 92V91H43ZM125 92V93H124ZM142 92V93H141ZM162 93V97H164V99H161V95L159 96L158 94L159 93ZM185 92V93H184ZM189 92H190V90H189ZM188 92V93H189ZM73 93V92H72ZM71 93V94H72ZM95 93V94H94ZM114 93V94H113ZM137 93H139V95H136ZM184 93V94H183ZM45 94V93H44ZM61 95L62 94V96H64V97H60L59 95ZM77 94V93H76ZM75 94V95H76ZM113 94V95H112ZM119 94V95H118ZM121 94V95H120ZM184 96H183V95ZM9 95V94H8ZM12 95V94H11ZM47 95V94H46ZM58 96V99L56 100V99H54V97H56V96ZM102 95H106V97H104V102H100V100H101V96ZM18 96V97H19ZM95 96V99H93V97ZM118 96V97H117ZM182 96V97H181ZM11 97V96H10ZM51 97H52V99H51ZM80 97V96H79ZM113 97H112V99H113ZM123 97H124V100H125V102L127 103V101H129L130 102V104L128 105V103L126 104V105H128V106H126V105H124V107H126V109H124V107H123V105L121 104V106H119L118 105V102L119 103H123V104H125L124 103V101L122 100L123 99ZM129 98V99H128ZM14 99H15V92H14ZM41 99H42V97H41ZM45 99V100H44ZM53 99H54V101H53ZM60 99H61V101H60ZM67 100L66 102H64V100ZM74 99H75V97H74ZM82 99H83V97H82ZM102 99H103V97H102ZM166 99V100H165ZM19 100H21V99H19ZM19 100H17L18 102H20L19 104H20V107H22L21 106V103H22V105H23V103L24 102H21V101H23V100H21V101H19ZM161 100V101H160ZM29 101V100H28ZM123 101V102H122ZM163 101H166V103H163ZM178 101V102H177ZM9 102V101H8ZM11 102V101H10ZM13 102H16V100L14 101L13 100ZM12 102V103H13ZM30 102V101H29ZM42 102V103H43ZM115 102L117 103L116 105H114L115 104ZM139 103V105H141V107H139L138 106V108H137V104ZM140 102L141 103H143V105L144 106H142V104H140ZM159 104H158V103ZM175 102H177V104L175 103ZM17 103V102H16ZM16 103H14V107H13V104H12V106H9V109L11 108V107H13V109H15L16 107L17 108H19V109H22V108H20L19 106H18V103L16 104ZM82 103H83V101H82ZM10 104V103H9ZM32 104V103H31ZM43 104V105H44ZM158 104V105H157ZM175 104L177 105V107H173V106H175ZM15 105H17L16 107H15ZM42 105V107H44ZM50 105V106H49ZM70 104H67V108H72V106H73V108L74 107H76V105L74 106V103H73V105H71L70 107H68ZM119 106V107H115V106ZM187 105L188 106H191V105H189L188 103H187ZM5 106H6V104H5ZM29 106V105H28ZM33 106H34V104H33ZM66 106V105H65ZM80 106V105H79ZM78 106V107H79ZM103 106V107H104ZM180 106V107H179ZM187 106V107H188ZM8 107V106H7ZM30 107V111H32L33 112V109L31 108V105L29 106ZM53 107H55V109L53 108ZM56 107L58 108V109H56ZM77 107V108H78ZM81 107V106H80ZM95 108H97L96 106H94ZM93 107V108H94ZM100 107V108H101ZM120 107L122 108V109H120ZM179 107V108H178ZM16 108V109H17ZM25 108V107H24ZM23 108V110L22 111H24L25 109ZM34 108V107H33ZM44 108V109H45ZM65 108V107H64ZM84 108V107H83ZM92 108V109H93ZM107 108V109H106ZM139 108H140V110H139ZM156 108H158V109H156ZM4 110H5V108H3ZM13 109H12V111L11 112H17L16 111V109H15V111H13ZM18 109V110H19ZM32 109V110H31ZM99 109V108H98ZM103 109V108H102ZM102 109H99V110H102ZM174 109H176V110H174ZM188 109V108H187ZM189 109H191V108H189ZM6 110H7V108H6ZM11 110V109H10ZM34 110H36V108H34ZM52 110H53V114H52ZM57 110V111H56ZM58 110H60V111H58ZM79 110L81 111V109L79 108ZM78 110V111H79ZM88 110H90V108L88 109ZM95 110H97V109H95ZM99 110H97L96 112L98 113V111ZM121 110V111H120ZM139 110V111H138ZM156 110V111H155ZM185 110H186V108L184 109V112H185ZM28 111H29V108H28ZM91 112H92V110H90ZM104 111V110H103ZM103 111H102V114H105V113H103ZM118 111H119V113H118ZM173 111H175V112H173ZM178 111V112H179ZM188 111H190V110H188ZM235 111V112H234ZM7 112H8V110H7ZM19 112H21V111H19ZM18 112V113H19ZM31 112V113H32ZM39 112V111H38ZM55 112H57V113H55ZM156 112H158V113H160V114H158V113H156ZM184 112H181L182 114L184 113ZM9 113H10V111H9ZM13 113V114H14ZM22 113V112H21ZM20 113V114H21ZM39 113H41V111L39 112ZM63 113H65V118H63L62 117V115H63ZM77 113V114H76ZM83 113V112H82ZM115 113H117V114H115ZM168 113H174V115H169ZM225 113V114H226ZM243 113V114H244ZM4 114V113H3ZM2 114V115H3ZM6 114V113H5ZM17 114V113H16ZM26 114H30V112L29 113H27L26 112ZM34 114V113H33ZM35 114H37V112L35 113ZM78 114H80V115H78ZM101 114V113H100ZM100 114H96V115H100ZM15 115V114H14ZM18 115V114H17ZM38 115H41V114H38ZM70 115H72V117L70 116ZM169 116V117H167V116ZM179 115V114H178ZM13 116V115H12ZM24 116V115H23ZM28 116V115H27ZM27 116L25 117V118H27ZM105 116V115H104ZM140 116H142L141 118H144V119H142L143 121L146 119L147 121L149 120V122H148V124H147V121L145 120L144 121V124H143V126H141L140 124H139V121H138V119H139V117ZM156 116V117H155ZM242 116H244V115H241V118H238V121H236L237 119H235L234 118V121H233V123H234V125H232V127L233 128H236V129H238L239 127H240V125H239V123L240 122H252L250 119H246L247 117H246V115L244 116V117H242ZM248 116V117H249ZM14 117H17V116H14ZM13 117V118H14ZM44 117V116H43ZM66 117L69 119V121H68V123L67 124H69V123H71V125H67V124H65V119H66ZM73 118V119H71V118ZM96 117V119L98 118V116H95ZM99 117H101V116H99ZM12 118V117H11ZM19 118H20V116H19ZM18 118V119H19ZM21 118H22V114H21ZM31 118V117H30ZM29 117H28V119L29 120H31ZM106 118V117H105ZM113 118H114V120H113ZM154 118V119H153ZM244 120H243V119ZM22 119H24V118H22ZM40 119V118H39ZM45 119V118H44ZM67 119V120H68ZM70 119L71 120H73V121H70ZM81 119V118H80ZM95 119V118H94ZM112 119V120H111ZM116 119V120H115ZM123 119V120H122ZM162 119V118H161ZM158 120V119H156L157 120V122L158 121H161L160 122V125H163V126H165V124L166 123H164V121H166L167 119H165L164 121L163 120ZM173 119V118H172ZM174 119H176V117L174 118ZM239 119H240V121H239ZM242 119V120H241ZM9 120V119H8ZM15 120V119H14ZM98 120V119H97ZM135 120H137L138 121V124H139V126H138V124H137V121L135 122ZM233 120V119H232ZM246 120H250V121H246ZM5 121V120H4ZM13 121V120H12ZM21 121H23L24 122V120H21ZM26 121V120H25ZM56 121V120H55ZM59 121H60V123H59ZM62 121L64 122V123H62ZM81 121V120H80ZM100 121H101V119H100ZM2 122H3V120H2ZM5 122H7V121H5ZM10 122V121H9ZM14 122H16V121H14ZM22 122V123H23ZM32 122V121H31ZM43 122H45V121H43ZM51 122V121H50ZM94 122H92V123H94ZM121 122H123V125H121ZM156 122V123H157ZM164 124H163V123ZM172 122V121H171ZM12 123V122H11ZM30 123V122H29ZM35 123H37V122H35ZM34 123V124H35ZM97 123V121L94 123V124H96ZM120 124V126H117V124ZM143 123V122H142ZM174 123H176V124H174ZM174 123L172 122V123H170V125H172V124H174L173 126H176L177 124H178V122L177 121H174ZM7 124V123H6ZM13 124V123H12ZM19 124V123H18ZM25 124L26 123H24V126H25ZM28 124V123H27ZM27 124H26V126H27ZM51 124V123H50ZM49 124V125H50ZM67 125L66 127H64V125ZM147 124V125H146ZM159 124V123H158ZM158 124H157V127H159L158 126ZM2 125H3V123H2ZM10 125V124H9ZM14 125V124H13ZM21 125H23V124H21ZM32 125H33V123H31V125L30 124H28V127H31L32 128ZM36 125V124H35ZM41 125V124H40ZM48 125V124H47ZM48 125V127L47 128H49V130H51L50 129V126ZM58 125V126H57ZM62 126V128H61V126ZM144 125H146V126H144ZM152 125H154V127L152 126ZM179 125L180 124H178V127H179ZM6 127H7V125H5ZM5 126H4V128L3 129H5ZM11 126V125H10ZM10 126H8V127H10ZM15 126L17 127L18 125H16V123H15ZM14 126V127H15ZM24 126H23V129H24ZM25 126V127H26ZM46 126V125H45ZM92 127H93V125H91ZM124 126V127H123ZM7 127V128H8ZM13 127V128H14ZM19 127H20V125H19ZM52 127H53V125H52ZM57 127H59V128H57ZM68 127H70L69 129H68ZM73 127V126H72ZM156 127V128H157ZM172 127V126H171ZM243 127H245V126H243ZM1 128V129H2ZM6 128V129H7ZM30 128V129H31ZM122 128V129H121ZM165 128V127H164ZM173 128V127H172ZM175 128V127H174ZM176 128H177V126H176ZM5 129V131H7ZM10 129V128H9ZM17 129V128H16ZM16 129H14V130H16ZM20 129V128H19ZM28 129V128H27ZM53 129V128H52ZM161 129H163L162 127H161ZM181 129V128H180ZM38 130H39V128H38ZM92 130H94V128L92 129ZM127 130V132L128 131H130V132H133V134L136 136H132V138H133V140L131 139V138H129V137H131V136H129V135H131L129 132V134L127 133V132H124V131H126ZM177 130H178V128H177ZM239 130H244V128H240ZM12 131V130H11ZM33 130L31 129V131H28L27 130V132H32ZM55 131V130H54ZM57 131V130H56ZM55 131V132H56ZM70 131V132H69ZM84 131V128H82V130L81 129H79V131L77 132V134L79 133V135H77L78 137L80 136V135H82L83 133V135L85 136L87 133L86 132H83ZM102 131H104V130H102ZM106 131H104L105 133H106ZM113 131V132H112ZM159 131H160V128H159ZM174 131H175V129H174ZM26 132V133H27ZM81 132H82V134H81ZM161 132V131H160ZM241 132H244V131H241ZM2 133V132H1ZM68 133H71L74 137H72V136H70V134H69V136H68ZM105 133H100V136L102 137ZM150 133L152 134V135H150ZM177 133H179V132H177ZM176 133V134H177ZM2 134H4V133H2ZM8 134V133H7ZM12 134H14V133H12ZM18 134V133H17ZM30 134V133H29ZM29 134H27V135H29ZM32 134V133H31ZM35 134V133H34ZM126 134H128V135H126ZM132 134V135H133ZM144 134H148V135H150V137L151 138H153V139H144V141H143V138L145 137V136H148V135H145L144 136ZM165 134H166V136H165ZM180 134V133H179ZM9 135V134H8ZM26 135V136H27ZM65 135H66V137H65ZM82 135V136H83ZM155 137H154V136ZM160 135H162V136H160ZM16 136V135H15ZM15 136H12V137H14V139H15ZM34 136V135H33ZM35 136H36V134H35ZM43 136H45L46 137V135H43ZM60 136V135H59ZM105 136H107V137H110V138H108V139H111L110 140V142L111 143H113V142H115V140L114 141H112V139H114V138H112L111 136H108V135H105ZM165 136V137H164ZM167 136H169V137H167ZM0 137H1V135H0ZM2 137H4L3 135H2ZM31 137V136H30ZM29 137V138H30ZM38 137V136H37ZM41 137V136H40ZM67 137H68V139H67ZM71 137V138H70ZM77 137V138H78ZM81 137V136H80ZM79 137V139L81 140V138ZM119 137L121 138V139H119ZM135 137V138H134ZM138 137H139V139H138ZM141 137H142V139H141ZM149 137V136H148ZM159 137V138H158ZM170 137H172V138H170ZM176 137V136H175ZM8 138H9V136H8ZM7 138V139H8ZM28 138V139H29ZM36 138V137H35ZM43 137H41L40 138V140L42 139ZM49 138V137H48ZM65 138V139H64ZM69 138H70V140H69ZM83 138V137H82ZM103 139L102 140H105V138H104V136L102 137ZM126 138H127V140H130L131 139V143L133 144H131V143H126V142H128L127 140H126ZM129 138V139H128ZM137 138V139H136ZM154 138H157V139H154ZM6 139V138H5ZM4 139V140H5ZM10 139H13V138H10ZM10 139H9V142H11L10 141ZM17 140H18V138H16ZM54 139V138H53ZM56 139V140H57ZM76 139V140H75ZM86 138H84L83 140H85ZM88 139H89V137H88ZM99 139V138H98ZM108 139H106L105 141H102V142H107L108 143ZM135 139V140H134ZM158 139H162V142L161 143H159V142H157L156 140H158ZM34 140H36V139H34ZM39 140V139H38ZM43 140H45V139H43ZM42 140V141H43ZM80 140H78L77 142H76V144H78L79 145V142H80ZM97 140V139H96ZM138 140L139 141H141V143L143 144H146L149 148H147V147H144L145 145L143 144V147H142V144L141 143H139L138 142ZM146 140V141H145ZM153 141V142H156V143H154L155 144V148H154V144L153 145H151V144H148V141H149V143H151L150 141ZM32 141V140H31ZM51 141H53V140H51ZM90 141V142H89ZM93 141V140H92ZM92 141H91V139H89L87 142L88 143H92ZM118 141V142H119ZM124 141H125V143H124ZM136 141V143H133V142H135ZM5 142V141H4ZM4 142H3V144H4ZM8 142V141H7ZM33 142V141H32ZM57 142V141H56ZM68 142H70L69 144H68ZM87 142H86V140H85V143H84V141H82L81 140V142H80V145L78 146H76L75 144L74 145H72L71 144V146L69 147V152L71 151V150H73V149H76V151L75 152H77V150L79 151V152H77L78 154L77 155H73L72 153H74L75 154V152H70L69 154L73 157V158H75V160H77V161H74V159H73V161H72V159H71V161L73 162V163H71L72 165H71V167H69V169H68V171L67 170H63V168H62V170L64 171V173H65V177L67 178H69L70 180V184L68 183V181H67V179H65L64 178V180L66 181H63V183H60V184H64L65 183V185L67 186V184L69 185V189H70V187H71V189L70 190H72V188H76V187H81V186H83V187H86L87 188V192H85V193H90V195L92 194L91 192H94L95 190H98L97 189V187H98V184L100 183H98V179L100 178V175H101V173L99 172V170L101 169H105L104 167H102V165H101V163H102V161H101V159L102 158H100L99 160H98V158H96L97 156L95 155L94 157H93V154H92V152H94V154H96V152L95 151H93V150H90V149H92V146L94 147V145H91V147H89L88 145L89 144H87ZM120 142V143H121ZM130 142V141H129ZM262 143V141H261V139L259 140V143ZM6 143V142H5ZM11 143H13V141L11 142ZM15 143V142H14ZM19 143H20V141H19ZM34 143V142H33ZM44 143H46V142H43V144ZM94 143V142H93ZM92 143V144H93ZM103 143V144H104ZM111 143H108V144H110L111 145ZM116 143H117V141H116ZM119 143V144H120ZM157 143H159L160 145H158ZM3 144H1V145H3ZM8 144V143H7ZM38 144V143H37ZM36 144V145H37ZM84 144H87V146L86 145H84ZM106 144V143H105ZM107 144V145H108ZM140 144V145H139ZM23 145V144H22ZM21 145V146H22ZM128 145V146H127ZM130 145V146H129ZM151 145V146H150ZM166 145V146H165ZM4 146H5V144H4ZM4 146H2L1 148H6L7 147V145H6V147H4ZM10 146V145H9ZM24 146V145H23ZM49 148H50V146L49 145H47ZM62 146V147H63ZM102 146V145H101ZM106 146V145H105ZM104 146V147H105ZM157 146V147H156ZM162 146H163V148L164 149H162ZM14 147V146H13ZM18 147H19V145H18ZM36 147H38L39 148V146H36ZM62 147H61V150H62ZM67 147V146H66ZM103 147V146H102ZM153 147V148H152ZM19 148H23V147H19ZM19 148H17L18 149V154H19ZM25 148V147H24ZM23 148V149H24ZM38 148H36V149H38ZM53 148V147H52ZM55 148V147H54ZM90 148V149H89ZM135 148V149H136ZM144 148V149H143ZM146 148V149H145ZM153 149V152H152V149ZM236 148V147H235ZM235 148H233V149H235ZM41 148H39L37 151H41L40 150ZM68 149V148H67ZM94 149V148H93ZM99 148L97 147V150H98ZM150 151V152H152V153H150L148 150ZM157 149L159 150V151H157ZM260 150L259 151H262V149L261 148H259ZM11 150V149H10ZM14 150V149H13ZM45 151H44V153L46 152V149H44ZM48 150H50V149H47V151ZM52 150V149H51ZM53 150H56V149H53ZM52 150V151H53ZM64 150V149H63ZM92 151L91 153H90V151ZM145 150V151H144ZM161 150H164L165 151V154H164V151H163V153H162V151ZM5 151H6V149H5ZM20 151H23V150H20ZM34 151H35V148H34ZM37 151H36V154H37ZM137 151V150H136ZM138 151H137V153H138ZM156 151V154L154 153ZM167 151V152H166ZM228 151V150H227ZM235 151V150H234ZM12 152H17V151H12ZM11 152V153H12ZM24 152V151H23ZM57 152V151H56ZM64 152H65V150H64ZM132 152H134V150L132 151ZM21 153V152H20ZM51 153V152H50ZM67 153V152H66ZM66 153H65V155H66ZM135 153V152H134ZM147 153H148V155H151L150 157H148V155H147ZM158 153V154H157ZM167 153H169V154H167ZM225 153H226V155H224V157L223 158H225V159H223L221 156H220V160H223V162L225 163V161L227 160L226 158H228L227 156H229L228 155V153L229 152H226L225 151ZM2 154H3V152H2ZM6 154V153H5ZM28 155H26V156H29V154L30 153H27ZM33 154H35V153H33ZM43 154V153H42ZM53 154H55V153H53ZM57 154H59V152L57 153ZM57 154H56V156H57ZM98 154H100V153H98ZM175 154V153H174ZM232 156L233 155H235V152H234V154H233V150H232ZM20 155V154H19ZM22 155H23V153H22ZM25 155V154H24ZM30 155H32V154H30ZM38 155V154H37ZM40 155V154H39ZM51 155V154H50ZM64 155V154H63ZM68 155V154H67ZM70 155H68V156H66V157H68V159L70 158ZM156 156L157 158H158V160H156V158L155 157H153V156ZM178 155V154H177ZM176 154L175 155H173V156H171V159H172V157L175 159V157L177 156ZM5 157L3 158V160L4 159H6V156L7 155H4ZM12 156V155H11ZM48 156H49V152H48ZM75 156H77V157H75ZM91 156V158H89ZM35 157V156H34ZM44 157H45V155H44ZM61 156H59V158H60ZM100 157V156H99ZM145 157V156H144ZM148 157V158H147ZM161 157V156H160ZM264 157V156H263ZM262 157V158H263ZM28 158V157H27ZM33 158V157H32ZM54 158H56V157H54ZM94 158H96L97 160H91V159H94ZM154 160H153V159ZM195 158V157H194ZM222 158V159H221ZM229 158H230V156H229ZM261 158V160L262 161H258L259 162V165H258V167H261L263 164H262V162H264V158L262 159ZM20 159H21V157H20ZM36 159V158H35ZM41 159V158H40ZM49 159V158H48ZM47 159V160H48ZM53 159V158H52ZM148 159V160H147ZM169 158L167 157V160H168ZM236 160H237V162H236V166H235V164H234V162H231L232 163V166H231V164L229 165L228 163H227V165L226 166H221V164L220 165H218V163H216L217 164V166H219V167H217L218 169L219 168H221L222 167V169L220 170V171H222V173L226 170L227 171V169H229L228 171H230V172H233V170H234V168L236 169V167H238V158L236 157L235 158ZM16 160V159H15ZM23 160H25V159H23ZM45 160V159H44ZM50 160V159H49ZM55 160V159H54ZM65 160V159H64ZM67 160V159H66ZM151 160V161H150ZM163 160V159H162ZM165 160H166V158H165ZM170 160V159H169ZM225 160V161H224ZM229 160V159H228ZM22 161V160H21ZM26 161V160H25ZM42 161V160H41ZM52 161V160H51ZM69 161V160H68ZM101 161V162H100ZM148 161V162H147ZM153 161H156V162H153ZM161 161V160H160ZM171 161V160H170ZM172 161H174V160H172ZM233 161H234V159H233ZM6 162V161H5ZM4 162V163H5ZM12 162V161H11ZM10 162V163H11ZM27 162V161H26ZM34 162V161H33ZM45 162H47V161H45ZM56 162V161H55ZM65 162V161H64ZM74 162L76 163L75 165H74ZM148 164H147V163ZM149 162H150V164H151V162H153V164H151V165H153V166H151L150 165V168H149ZM7 163V162H6ZM17 162H15V164H16ZM21 163H23V162H21ZM41 163H44V162H41ZM54 163V162H53ZM67 164H68V162H66ZM65 163V164H66ZM106 163H110V162H106ZM112 163V162H111ZM155 163V164H154ZM165 163H167V162H165ZM170 163V162H169ZM171 163H173V162H171ZM196 163V162H195ZM195 163L193 162V166L195 165ZM207 163V162H206ZM211 164H215L214 162L212 163V162H210ZM12 164V163H11ZM19 163H17L16 165H18ZM28 164V163H27ZM45 164H47V163H45ZM50 164H52L51 162H50ZM60 164H61V162H60ZM63 164V163H62ZM61 164V165H62ZM64 164V165H65ZM66 164V165H67ZM103 164H104V162H103ZM163 164V163H162ZM168 164V163H167ZM176 164V163H175ZM177 164H179V163H177ZM176 164V165H177ZM203 164H205L204 162H203ZM211 164H207V165H209L208 167H210L211 166ZM215 164V165H216ZM260 164H262L261 166H260ZM7 165V164H6ZM59 165V164H58ZM74 165V166H73ZM107 164H105V166H106ZM137 165H139V164H137ZM146 165V166H145ZM170 165V164H169ZM169 165H166V166H169ZM200 166H201V164H199ZM198 165V166H199ZM207 165L205 166L206 168H208L207 167ZM215 165H213V166H211L212 168H213V170L212 171H214L215 170ZM230 166V168H229V166ZM13 166V165H12ZM19 166H21L20 164H19ZM18 166V167H19ZM23 166V165H22ZM22 166H21V168H22ZM53 166H54V164H53ZM52 166V167H53ZM111 165H109V167H110ZM172 166V165H171ZM175 166V165H174ZM196 166H197V163H196ZM196 166H194V167H196ZM199 166V167H200ZM48 168H50L49 166H47ZM52 167H51V169H52ZM63 167V166H62ZM107 167V166H106ZM151 167H152V169H151ZM155 167V169H153ZM163 167H165V164H164V166ZM193 167V168H194ZM202 167V166H201ZM200 167V168H201ZM215 167V168H214ZM257 167V166H256ZM8 168H10V167H8ZM12 168V167H11ZM67 168V167H66ZM143 168V169H144ZM169 168V167H168ZM203 168H204V166H203ZM226 168V169H225ZM54 169H56V167H54ZM119 169V168H118ZM165 169V168H164ZM167 169V168H166ZM194 169H196V168H194ZM210 168H208L206 171L208 172V170H209ZM218 169H216V170H218ZM232 169V170H231ZM23 170H25V168H23ZM137 170V169H136ZM145 170V169H144ZM158 170H160V171H158ZM205 170V169H204ZM215 170V171H216ZM218 170V171H219ZM14 171V170H13ZM22 171V170H21ZM27 171V170H26ZM30 171H31V168H30ZM56 171H57V169H56ZM102 171H104V170H102ZM101 171V172H102ZM119 171V170H118ZM167 171V170H166ZM205 171V172H206ZM211 171V169H210V173L212 172ZM224 172L223 174H225V173H228V171L227 172ZM33 172V171H32ZM67 172L69 173V174H67ZM137 172V171H136ZM157 172H155V173H157ZM207 172H206V174H207ZM21 173V172H20ZM19 173V174H20ZM28 173V172H27ZM36 173V172H35ZM34 173V174H35ZM51 173V172H50ZM53 173V172H52ZM63 173V174H64ZM115 173H116V171H115ZM118 173V172H117ZM119 173H120V171H119ZM118 173V174H119ZM18 174V173H17ZM32 174V173H31ZM38 174V173H37ZM56 174V173H55ZM100 174V175H99ZM118 174H117V176H118ZM122 173H120L119 175H121ZM158 174V173H157ZM162 174V173H161ZM201 174H203V173H201ZM222 174V175H223ZM1 175H3V174H1ZM6 175V174H5ZM28 175H29V173H28ZM27 175V176H28ZM33 175V174H32ZM69 175V176H68ZM102 175H103V173H102ZM101 175V177H104V176H102ZM138 175V174H137ZM160 175V174H159ZM208 175H210L209 173H208ZM9 176V175H8ZM36 176V175H35ZM51 176V175H50ZM61 176L62 175H60V177L59 178H61ZM117 176L115 177V179L116 180H114V181H117L118 183H119V181L122 179V178H120V176L117 178ZM122 176V175H121ZM141 176H143V175H141ZM140 176V177H141ZM207 176V175H206ZM17 177V176H16ZM22 177H24L23 175H22ZM22 177H20V178H22ZM45 177V176H44ZM136 177V176H135ZM138 177V179L140 178L139 176H137ZM137 177H136V179H135V182H136V180H138L137 179ZM143 177H144V179H143ZM142 177V179H143V181H144V183H145V180L148 178V177H146L145 178V176H143ZM153 176H151L150 177V179L148 178L147 179V182L146 183H148L150 180H152V181H154L155 180V178H152ZM8 178V177H7ZM29 178V177H28ZM27 178V179H28ZM31 178H33V177H31ZM56 178V177H55ZM58 178V177H57ZM120 178V179H119ZM129 178V182H131L132 180H134L133 179V177L131 178V177H128ZM130 178H131V181H130ZM152 178V179H151ZM156 178H158V177H156ZM24 179V178H23ZM42 179V178H41ZM71 179H73L74 180V183L77 185L76 187H75V185L74 184H72L71 182ZM110 179H111V176H110ZM123 179H127V177H125L124 178V176H123ZM179 179V178H178ZM3 180V179H2ZM15 180V179H14ZM18 180V179H17ZM21 180V179H20ZM34 180H35V177H34ZM38 180H40V179H38ZM58 180H60V179H58ZM100 180V179H99ZM101 180H103L100 184H104V183H107V185H105L104 184V186H103V189L102 188H99V191H100V193H104V187L106 186V188H107V186L108 187H110L109 185H108V182H106L107 180L106 179H103V178H101ZM104 180H105V182H104ZM113 180V179H112ZM177 180V179H176ZM181 181H180V183L182 182H186L184 185L181 183H179V181H177L178 183H179V185L181 186V185H183L184 187H186V186H188L187 187V190H182V189H180V188H178V187H175V186H170V187H166V186H164L165 184L164 183H161V182H159V180L157 179L156 181H154V183L152 184V183H148V184H146L145 183V185L146 186H148V188H146L144 185H142V186H144V188H146L145 190H148L149 188H150V190H148V191H145V190H143V192H141L142 191V189L141 188H143L142 186H140L141 184H143L142 182H141V184H140V181H138V183L139 184H135V186L134 187H136V188H139V190L137 189L136 191H139V193H144L145 194V196L147 197V195H149V194H147V193H153V192H155V193H158V195L159 196H162L163 198H161V197H159L158 198V195L157 196H155L156 194H154V197L156 198H158V199H160L161 198V200L162 199H166V198H168L169 196H172V198L171 197H169L168 199H166V201L168 200V202L170 201V199H178V197L177 196H175V195H177V193H181L180 195H182V197H183V194L182 193H192V189L190 188L191 186H189L190 184H187L188 183V181H185V180H183L182 178L180 179ZM24 181V180H23ZM36 181V180H35ZM61 181V180H60ZM59 181V182H60ZM97 181V182H96ZM122 182V185H124V189H125V187L127 188H129V189H125L126 191V193H129L128 191L130 190H132V192H133V194H132V196L133 195H136L137 193L135 192V189H134V187H132L133 185H134V182H133V185L131 184V183H128L127 181H126V184H123V183H125V181L124 180H121ZM124 181V182H123ZM166 181V180H165ZM171 181H172V183H171ZM215 181L216 182H218L217 181V179H215ZM21 182V181H20ZM41 182V181H40ZM40 182H39V184H40ZM53 182V181H52ZM55 182V181H54ZM62 182V181H61ZM104 182V183H103ZM168 182H170V184H172L173 185V183H177V182H174L173 180H169ZM36 183V182H35ZM45 183V182H44ZM97 185H96V184ZM115 183V182H114ZM121 183H120V185H121ZM159 183H161V184H159ZM192 183V182H191ZM38 184V183H37ZM58 184V183H57ZM56 184V185H57ZM72 184V185H71ZM96 186H95V185ZM129 184V186H126V185H128ZM187 184V185H186ZM216 184V183H215ZM218 184V183H217ZM220 184V183H219ZM218 184V185H219ZM2 185V184H1ZM5 185V184H4ZM11 185H13V184H11ZM14 185H15V183H14ZM30 185V184H29ZM34 185V184H33ZM55 185V186H56ZM74 185V186H73ZM130 185H132L131 186V189H130ZM139 185V186H138ZM169 185V184H168ZM167 185V186H168ZM178 185V184H177ZM20 186H22V185H20ZM43 186V185H42ZM46 186H47V184H46ZM61 186V185H60ZM65 186V187H66ZM247 188H246V187ZM255 186H256V184H255ZM254 186V187H255ZM259 186V183H258V185H257V187ZM262 186V185H261ZM58 187H59V185H58ZM63 185H62V189H63ZM82 187V188H83ZM114 188V187H116L115 185L114 186H112L111 185V188ZM243 187H245L244 189L245 190H247V192H250V194H252L253 193V191H255V193H253L254 195L256 194L257 195V193L259 194V196H260V191L258 192L256 189H257V187L255 188V190H253L252 189V186L250 187V186H247V185H244ZM242 187V188H243ZM248 187H250L249 189H248ZM260 187V186H259ZM4 188V187H3ZM12 188V187H11ZM15 188V187H14ZM47 188V187H46ZM56 188V187H55ZM66 188H68V187H66ZM86 188H84V189H86ZM134 189V191H133V189ZM209 188V187H208ZM2 189V188H1ZM6 189V188H5ZM7 189H9V188H7ZM6 189V190H7ZM16 189V188H15ZM26 189H27V187H26ZM29 189H30V187H29ZM42 189V188H41ZM40 189V190H41ZM110 189V188H109ZM141 189V190H140ZM188 189H191L190 191L191 192H189V190ZM231 189V188H230ZM259 189V188H258ZM261 189V188H260ZM51 190V189H50ZM58 190H60V189H58ZM57 190V191H58ZM67 190V189H66ZM102 190H103V192H102ZM106 190V189H105ZM116 190H118L117 192V194L119 195V188L117 187L116 189L114 188V190H106V191H111V192H116ZM128 190V191H127ZM196 190V189H195ZM233 190V188L230 190V191H232ZM235 190V189H234ZM232 191V193L234 192V193H236L235 191ZM251 190H253V191H251ZM14 191V190H13ZM17 190H15L14 192H16ZM33 191V190H32ZM48 191V190H47ZM75 191V190H74ZM77 191V190H76ZM106 191H105V195L107 194L106 193ZM238 191V190H237ZM262 191V190H261ZM264 191V190H263ZM4 192H6V191H4ZM9 192V191H8ZM44 192V191H43ZM46 192V191H45ZM58 192H60V191H58ZM63 192H65V190L63 191ZM62 192V193H63ZM68 192H70V193H72V191H68ZM67 192V193H68ZM83 193V192H81L80 191V189H79V191L77 192V193ZM198 192V190H196V193ZM239 192L241 193V190H239ZM252 192V193H251ZM18 193V192H17ZM34 193V192H33ZM41 193V192H40ZM69 193V194H70ZM76 194L77 195V193L76 192H73V194ZM136 193V194H135ZM138 193V194H139ZM204 193H207V191H205V190H202V191H199L198 192V196H199V194H200V196L198 197V198H200V199H202V202H200V200L198 199L197 200V197H196V200L197 201H199L200 203H203V200H204V198L206 199V198H209V197H207L206 196V194H204ZM242 193H244V191H242ZM264 193V192H263ZM57 194V193H56ZM117 194H115L114 193V195L116 196ZM120 194H121V191H120ZM130 194H131V192H130ZM137 194V195H138ZM143 194V195H144ZM147 194V195H146ZM46 195V194H45ZM59 195H61V197L60 196H58V197H60L61 199H62V196H63V199L64 200H62V204H60V205H58V206H60V208L58 207V208H56L57 209V211L55 210V209H51V210H53V211H51V215L50 216H52V215H56V217H57V214L59 215V212H60V216L62 215V217H61V219L63 220V225H59L60 224V222H57V220L56 219H58V218H50L49 217V219L48 218H46L48 221H51L52 222V220L51 219H55V220H53V222L52 223H50V225H48V226H50L49 228H51L50 230H49V232H47V233H44V235L47 237V243L45 242V241H43L44 242V244H43V242H40V239H42L41 237H43L42 235H43V232H45L42 228H40L41 229V232H42V234H41V232H40V234L38 233V235H37V233H36V238H35V236L33 235H31V233H30V235L28 234L29 232H27L26 230V233H24L25 235H29L30 237V239L29 238H27L24 234V236H25V238L24 237H22V235L20 234V233H23L24 231H20L19 230V228L17 229L16 228V226H14V224H13V226L15 227V230L13 229V231H12V235L14 236V233H15V236L12 238L13 240H17V241H15V244H17V251L16 252H19L18 254H17V256H16V259H15V256L13 255V257H14V259L13 258H11V260L10 259H8L7 258V264H9L10 263V261H13V262H11L10 264H119L120 263V260H122L123 258H122V256L120 255V254H118L117 253V256H116V254H115V252H117L118 250V248H117V244L119 243V241H117V235H116V233L117 232H115L114 234L116 235L115 237V239H114V236H113V239H114V241L116 242V243H114V242H112L110 239L111 238H107L106 237V239L108 240L109 239V241L108 242H106L107 240H105V242H103L104 240H101L102 239V237H101V239H97L96 238V236H94V238H95V241L94 240H92V239H94L93 238V235H94V233H95V235H96V232H94L93 231V229L95 230H97V227H98V230H97V232H98V234L100 235V236H110V237H112V235H113V233H111V232H109V231H106V229L104 228V229H101L102 231L103 230H105L104 232L106 233H109V235H107V233L105 234L104 232H103V234L101 233V230L99 229L100 227L99 226H101V225H96L95 223H93V220L91 219V222L92 223H90V225H91V227L90 226H88L89 225V223L88 224H83L82 222V226H80V225H78L79 224V222L81 221L80 219H78L77 218V215L79 216V214H77V212L78 213H80L79 211L81 210L82 211V209H83V207H84V203L82 204V202H81V204L83 205V207H81L80 205H79V200L77 201L78 202V205H76L77 204V202H76V200L74 201V203H73V200L75 199L74 197H77V196H74L73 195V198L71 199V195H68L67 197H66V195L65 194H59ZM65 195V196H64ZM87 195V194H86ZM108 195V194H107ZM113 195V194H112ZM117 195V196H118ZM125 195H129V194H125ZM124 195V197H127V196H125ZM141 195V194H140ZM139 195V196H140ZM153 194H150L149 196H152ZM173 195H174V197H173ZM179 195V194H178ZM179 195V196H180ZM186 195H188V194H184V196H186ZM246 195V194H245ZM262 195V194H261ZM7 198H8V196L9 195H5ZM18 196V195H17ZM16 196V197H17ZM27 196H29V195H27ZM48 196V195H47ZM51 196V195H50ZM53 196V195H52ZM78 196H79V194H78ZM84 196V195H83ZM82 196V197H83ZM87 196H89V195H87ZM120 196V195H119ZM131 195L130 196H128V198H131L132 197ZM145 196H140V197H145ZM164 196H165V198H164ZM168 196V197H167ZM190 196H192V194H190ZM195 196V195H194ZM193 196V197H194ZM242 196H244L243 194H242ZM241 196V197H242ZM258 196V195H257ZM259 196H258V198H259ZM263 196V195H262ZM5 197V198H6ZM10 197V196H9ZM13 197V196H12ZM11 197V198H12ZM21 197H24V196H21ZM65 197V198H64ZM81 197V196H80ZM122 197H123V195H122ZM146 197H145V199H146ZM181 196H180V198H182ZM187 197V196H186ZM203 197V198H202ZM240 197V198H241ZM2 198V197H1ZM6 198V199H7ZM18 198H20L19 196H18ZM37 198V197H36ZM41 198V197H40ZM45 198H46V196H45ZM52 198V197H51ZM56 198H57V195H56ZM134 198V197H133ZM136 198V197H135ZM142 198H140L138 201L140 202V200L142 199ZM156 198V199H157ZM189 198V197H188ZM243 198H244V201H243ZM243 198H241L240 200H241V202L239 201V200H237L238 202V204H236L235 202V205H237L238 207H243V211L242 212H239L238 213V215L236 216L235 214V218H234V215L233 216H230V217H232V218H234V223L237 225V223H238V225L237 226H242L241 228H239L240 229V231L239 232H241L242 233V235H243V238H244V235L246 234V232H247V238L249 237V239H248V241H250V243L251 244H249V242H247L248 243V245H251V247L253 246L254 247V249H253V247L251 248H247V250H248V252H250V254H249V256L250 255H252V253H254V255H253V257L252 258H254L255 260L256 259H258V256L260 257L259 259H260V261H261V263H263V261H262V259H264L262 256H264V246H261V245H264V244H262V243H264V240H260V239H258L257 238V235L256 234H254L255 233V230H256V228L259 230H261V227H262V225L264 226V219L263 218H261L259 215H260V212H261V210L263 211V213H262V215L264 214V202H262V200H263V198H260L261 199V201H260V199L259 200H253L251 197V199L249 200L248 198H246V197H243ZM9 199V198H8ZM13 199V198H12ZM12 199H11V201H12ZM15 199H17V198H15ZM23 199H25V198H23ZM29 199V198H28ZM47 199V198H46ZM138 199V198H137ZM137 199H134L135 201H137ZM155 199V200H156ZM189 199H191V198H189ZM238 199H239V197H238ZM247 199L250 201V202H248L249 203V205H248V203H244V202H247ZM55 200V199H54ZM126 200H128V199H126ZM132 200V199H131ZM130 199L128 200V201H131ZM144 200V198L142 199V201ZM151 200V199H150ZM153 200V199H152ZM155 200H153V202H155ZM193 200V199H192ZM194 200H195V197H194ZM194 200L191 202V205L193 204V202H194ZM195 200V201H196ZM209 200V199H208ZM208 200H207V202H208ZM254 201V203H253V201ZM34 201V200H33ZM41 201V200H40ZM58 201H60V200H58ZM88 201V200H87ZM124 201V200H123ZM122 201V202H123ZM128 201H126L125 203L127 204L128 203ZM133 201V200H132ZM132 201L131 202H129V203H132ZM134 201V202H135ZM138 201H137V203H138ZM147 201H149V200H147ZM157 201V200H156ZM174 201H176V200H174ZM182 201V200H181ZM187 202H189V201H191V200H186ZM212 201V200H211ZM242 201H243V203H242ZM6 202L8 203V202H10V201H6L5 200V204H6ZM17 202V201H16ZM61 202V201H60ZM60 202H58V203H56V204H59ZM91 202V201H90ZM143 202H145V201H143ZM185 202V201H184ZM210 202V201H209ZM258 202H261L262 204H260V206L258 205ZM11 203V202H10ZM13 203V202H12ZM24 203H26V202H24ZM30 203V202H29ZM34 203V202H33ZM93 202H91V203H89L90 205L89 206H91L92 207V205L93 204H95V203H93ZM124 202H123V204L124 205H126ZM142 202H140V204H141ZM170 203H172V202H170ZM170 203H169V205H170ZM178 203V202H177ZM200 203H199V205H200ZM206 202H204V204H205ZM211 203V202H210ZM215 203V202H214ZM212 204V206L214 205L215 207H216V203L215 204ZM256 204V206H252L251 204ZM4 203H3V205L4 206H6ZM36 204V203H35ZM35 204H33L34 206H35ZM75 204V205H74ZM135 204H136V202H135ZM155 204H156V202H155ZM155 204H153L152 203V206H154L155 208H156V206H159V205H155ZM240 204V205H239ZM244 204V205H243ZM247 204V205H246ZM0 205H2V204H0ZM2 205V206H3ZM9 205V204H8ZM7 205V206H8ZM16 205V204H15ZM29 205V204H28ZM28 205H26V206H28ZM31 205V204H30ZM130 205L131 206H133L134 205V203H132V204H129V207H130ZM137 205V208H138V211H140V216L139 217H137V212L134 214V216L135 217H132L133 215V213H134V211L137 209H135V208H133L132 210H130L131 208H128V205H127V212H129L128 214H129V216H131V218L129 217V216H126V218L128 217V224L126 223H124L125 224V226H124V224H121V228H123L124 230L125 229H127V227H129L128 228V231L127 230H121L120 229V233H122V231H123V233L121 234V235H127L128 233H129V236H131L130 237V239L132 240L131 242L129 241L128 243H126V244H128L129 246L130 245H134V244H136L135 243V241L134 240H137V239H135L137 236H139V235H137L136 236V232H133L134 234H132L131 232L132 231H130V228H132L133 227V229L132 230H134L135 229V222H136V217L137 218H141L140 220H138L137 219V221H140V222H136L137 224H139V225H137L138 227H136V230H137V228H139L141 225H142V229L144 230V228L146 227V226H148V224H150V223H148L147 221L149 220V219H146L145 217H147V214H148V211H146L147 212V214L146 213H144L145 212V210H146V208H149L148 207V204L146 205H144L145 206V210H143V207L142 208H140V207H138V206H140L139 205V203L138 204H136ZM143 205V204H142ZM149 205H150V203H149ZM174 205H175V203H174ZM173 205V206H174ZM179 205H180V203H179ZM178 205V206H179ZM186 205V204H185ZM188 205V204H187ZM202 205V204H201ZM208 205H210V204H208ZM246 205V206H245ZM251 205V206H250ZM3 206V207H4ZM6 206V207H7ZM10 206V205H9ZM20 206H21V204H20ZM34 206H32V208L34 207ZM36 206H37V204H36ZM184 206V205H183ZM194 206V205H193ZM192 206V207H193ZM203 206V205H202ZM211 206V207H212ZM262 206H263V209H262ZM25 207V206H24ZM72 207L73 208H75V207H77V209H79V211H77V209H76V211L74 210V209H72ZM80 207L82 208V209H80ZM125 208H126V206H124ZM166 207V206H165ZM164 207V209L166 210V208ZM168 208H169V206H167ZM172 207V206H171ZM170 207V208H171ZM192 207H191V209H192ZM214 207V208H215ZM13 208V207H12ZM18 208V207H17ZM16 208V209H17ZM38 208V207H37ZM53 208V207H52ZM86 207H84V209H83V211H86V209H85ZM139 208H140V210H139ZM151 208V207H150ZM153 208V207H152ZM160 208H161V206H160ZM163 208V207H162ZM161 208V209H162ZM177 208V207H176ZM181 208V207H180ZM199 208V207H198ZM207 208V207H206ZM2 209H4V208H2ZM28 209V208H27ZM26 209V210H27ZM59 209H61V211L59 210ZM92 209V208H91ZM159 209V208H158ZM158 209H157V211H158ZM195 209H197V207L195 208ZM208 209V208H207ZM6 210V209H5ZM4 210V211H5ZM50 210V209H49ZM54 210H55V212H54ZM70 210L73 212L74 211V214L76 215L75 216V219H74V222H75V220H80L79 222H78V224H77V221L74 223L73 221H72V218H71V215L73 214V213H71L70 212ZM128 210H130L131 211V213H130V211H128ZM143 210V211H142ZM163 210V209H162ZM164 210V211H165ZM185 210H186V207H185ZM189 210H190V208H189ZM188 209H187V211H188V213L189 214H192L193 212H191V211H189ZM203 210V209H202ZM206 209L204 208V210H203V212L205 211ZM11 211H13V210H11ZM37 211V210H36ZM36 211H35V214H36ZM40 211V210H39ZM59 211V212H58ZM90 211V210H89ZM126 211H124V213H127ZM141 211H142V215H141ZM164 211H162V213L164 212ZM166 211H168V210H166ZM174 211H176V210H174ZM206 211H208V210H206ZM218 211V214H219V211L220 210H218L217 208L215 209V213ZM13 212H15V211H13ZM28 212V211H27ZM48 212V211H47ZM52 212H54V214L52 213ZM114 212V211H113ZM133 212V213H132ZM151 211H149V213H150ZM153 212V211H152ZM155 212V211H154ZM169 212L170 211H168V213H167V215L165 214V216H167L166 218H165V216L163 217V215H162V220H160V218H159V220H160V231H161V229H162V233H165V232H163L165 229H167V223H168V221L170 220V218H171V220L173 221L174 219L173 218H175V220L174 221H176L175 223H177V220H176V215H179V214H176L175 215V212H174V214L173 213H171L170 212V215L171 216H173V215H175L174 217H170V215H169ZM182 211H180V214L182 215V213H181ZM191 212V213H190ZM197 212H198V210H197ZM197 212H194V213H197ZM202 212V213H203ZM210 212H211V210H210ZM213 212V211H212ZM213 212V213H214ZM221 212V211H220ZM17 213V212H16ZM23 213H25V212H23ZM29 213V212H28ZM41 213V212H40ZM71 213V214H70ZM82 214H83V212H81ZM87 213H89L88 212V209H87ZM157 213V212H156ZM159 213V212H158ZM157 213V214H158ZM161 213V211H160V214H162ZM165 213V212H164ZM186 213V212H185ZM188 213H186V214H183L184 216L185 215H187ZM193 213V214H194ZM207 213V212H206ZM222 213V212H221ZM255 213H258V214H255ZM34 214V213H33ZM50 214V213H49ZM74 214L72 215V216H74ZM84 214H86L85 212H84ZM127 214V215H128ZM201 214V213H200ZM199 214V215H200ZM208 214V213H207ZM4 215H9V213L8 214H4ZM87 215V214H86ZM89 215V214H88ZM87 215V216H88ZM115 215V214H114ZM117 215V214H116ZM126 215V214H125ZM138 215H139V213H138ZM151 215H153V214H151ZM204 215H205V213H204ZM204 215H203V217H204ZM211 215V214H210ZM210 215H208V216H206V217H209ZM59 216V217H60ZM80 216H81V214H80ZM82 216H84V215H82ZM81 216V218H83ZM87 216H86V220H90V218L89 219H87ZM161 216V215H160ZM222 215H220V219L223 217H221ZM10 217H11V214H10ZM20 217V216H19ZM32 217H35V216H32ZM44 217V216H43ZM54 217V216H53ZM89 217V216H88ZM117 217V216H116ZM123 217H125V216H123ZM143 217V218H142ZM152 217V216H151ZM178 218V220H179V217H180V215L179 216H177ZM183 217V216H182ZM197 217V216H196ZM202 217V220H200L199 221V224H200V222H209L208 224H210L211 222H213V221H206V220H203L204 218ZM206 217H205V219H206ZM226 217V216H225ZM230 217L228 218V219H226V218H224V219H226L225 221H228L229 219H230ZM238 217V218H237ZM9 218V217H8ZM8 218H6V219H8ZM12 218V217H11ZM21 218V217H20ZM26 218V217H25ZM31 218V217H30ZM77 218V219H76ZM150 218V217H149ZM153 218V217H152ZM185 218V217H184ZM15 219H18L17 218V216L15 217ZM21 219H24V217H22ZM21 219H19V220H21ZM29 219V218H28ZM33 220H34V218H32ZM42 219V218H41ZM40 219V220H41ZM85 219V218H84ZM125 219V218H124ZM123 219V220H124ZM135 220V221H133V220ZM163 219H165V220H167L166 222H165V220L163 221ZM180 219L182 220L183 218H181L180 217ZM190 218H188V220H189ZM192 219H193V217H192ZM219 219V220H220ZM223 219V220H224ZM235 219H237V220H235ZM9 220H11V219H9ZM8 220V221H9ZM83 220V219H82ZM118 220L119 219H117V222L116 223H118ZM126 219L124 220V222L125 221H127ZM141 220H143V221H141ZM145 220H146V222H147V224L145 223ZM156 220V219H155ZM194 220H196V219H194ZM212 220H214V219H212ZM215 220H216V218H215ZM222 220V219H221ZM12 221V220H11ZM16 221L17 220H15V223H16ZM23 221V220H22ZM36 221V220H35ZM39 221V220H38ZM43 221V220H42ZM46 221V220H45ZM48 221H47V223H48ZM116 221V220H115ZM132 221V222H131ZM151 221V220H150ZM162 221V222H161ZM180 221V220H179ZM178 221V222H179ZM183 221H184V219L182 220V223H183ZM190 221V220H189ZM193 221V220H192ZM218 221V220H217ZM224 221V226L226 227L227 225V227H226V229H228V234L229 235H226L227 233H225V234H223L222 235V237H227L228 238V236H229V238L228 239H232V238H234L231 242L233 243L236 239V237H235V235L237 234V233H239V232H237L236 233V230H232L231 231V229L232 228H235V227H233L234 225L232 224V222H231V224H229L230 222V220L226 223ZM231 221H233V220H231ZM10 222V221H9ZM18 222V221H17ZM28 222V221H27ZM26 222V223H27ZM30 222V221H29ZM28 222V223H29ZM58 224H57V223ZM119 222H121V221H119ZM141 222H143V223H141ZM154 222H156V223H158L157 221H154ZM166 223V225L165 226H163V223ZM170 223H172L171 221H169ZM181 222V221H180ZM187 222V221H186ZM191 222V221H190ZM198 222V221H197ZM221 222H223V221H221ZM252 223V224H255L254 222H256V224L257 225H259L260 224V226H257L256 224L254 225V227H252L253 225L251 224V226L249 225V223ZM12 223H13V221H12ZM25 223V224H26ZM35 223V222H34ZM33 223V224H34ZM41 223L42 222H40V225H41ZM47 223H46V225H47ZM115 222H113V224H114ZM123 223V222H122ZM131 225H130V224ZM132 223H134V224H132ZM194 223V222H193ZM214 223V222H213ZM212 223V224H213ZM240 223V224H239ZM17 224V223H16ZM39 224V223H38ZM38 224H35V225H37V227L39 226ZM62 224V223H61ZM74 224H76V225H74ZM146 224V225H145ZM174 224V223H173ZM178 224V223H177ZM184 224H186L185 222H184ZM190 224V223H189ZM196 224V223H195ZM198 224V223H197ZM198 224V225H199ZM211 224V225H212ZM219 224V221L217 222V225ZM21 225V224H20ZM22 225H23V223H22ZM35 225L33 226L32 225V228L33 227H35ZM84 225V226H83ZM93 225H94V228H93ZM95 225L97 226L96 228H95ZM132 226V227H130V226ZM133 225H135V226H133ZM145 225V226H144ZM153 225H156V226H153ZM158 224H154V223H152V227L149 225V227L147 228V229H149V228H151L154 232H155V230L157 231L158 230V226H159ZM161 225L163 226V228L164 227H166V228H164V230H163V228L161 227ZM214 225H216V223L214 224ZM230 225L232 226V227H230ZM250 227H249V226ZM18 227H19V225H17ZM48 226H46V228H48ZM73 226H77L76 228L78 229V227H81V228H83V230L82 229H80L79 228V230H81L82 231V234L83 235H81V237H79V236H77V234L78 235H80V232H79V230H77V229H75V227L73 228ZM118 226V225H117ZM180 226H182L180 223H179V226L177 225V227L175 228L176 230H177V228L178 227H180ZM205 226V225H204ZM204 226H202V227H204ZM220 226V225H219ZM222 227H223V224L221 225ZM246 226H248V227H246ZM255 226H257L256 228H255ZM25 227V226H24ZM42 227V226H41ZM87 227H89V228H87ZM144 227V228H143ZM155 229H154V228ZM224 227V228H225ZM244 227V228H243ZM246 227V228H245ZM26 228V227H25ZM29 228V227H28ZM36 228V227H35ZM38 228V230H37V232L38 231H40V229ZM44 228H45V224H44ZM73 228V230H71ZM84 228L86 229L87 228V230L89 231V230H92L93 231V233L92 232H88V231H85V233H83L84 232ZM92 228V229H91ZM112 228V227H111ZM157 228V229H156ZM171 228V229H170ZM172 228L173 227H169L168 228V230H165L166 231V233H165V235H164V237L165 238H167V241L169 240L170 242H171V238H176V237H178V238H176V239H179V236L177 235L178 233V231H180V230H178V231H176L174 228H173V230H175L176 231V233L175 232H173V230H172ZM219 228V227H218ZM231 228V229H230ZM248 228H250V229H248ZM251 228H252V230H251ZM262 228H264V227H262ZM37 229V228H36ZM75 229V230H74ZM139 229H141V228H139ZM139 229L137 230L139 233H140V231H139ZM142 229H141V231H142ZM151 229H149V230H144L146 233H148L147 231H149V235L150 236H153V232H152V230ZM180 229V228H179ZM221 229H223V228H221ZM229 229H230V231H229ZM23 230V229H22ZM34 230V229H33ZM108 230V229H107ZM220 230V229H219ZM243 230H244V232H243ZM248 230H250V231H248ZM253 230H254V232H253ZM258 230H256V231H258ZM259 230V231H260ZM263 230V229H262ZM260 231L261 233H263V235L262 236H264V230L263 231ZM35 231V230H34ZM118 231V230H117ZM127 231V232H126ZM130 231V232H129ZM150 231H151V233H150ZM169 231H171V232H169ZM204 231H206L205 230V228H204ZM224 231H226V230H224L223 229V232ZM238 231V230H237ZM259 231L257 232V234L259 233ZM32 232V231H31ZM36 232V231H35ZM76 232H78V233H76ZM89 234H88V233ZM126 232V233H125ZM143 232V231H142ZM141 232V233H142ZM227 232V231H226ZM250 232H252L251 234H249ZM33 233V232H32ZM74 233H76V234H74ZM90 233H92V234H90ZM171 233V235L173 234V236L174 237H166V235L168 236V234H170ZM219 233V232H218ZM241 233H239V234H237V235H240L241 236ZM48 234V235H47ZM85 234V235H84ZM88 234V235H87ZM112 234V235H111ZM143 234V233H142ZM141 234V235H142ZM152 234V235H151ZM155 234V233H154ZM156 234H158V233H156ZM155 234V235H156ZM233 234H235V235H233ZM255 235L256 237H253L252 235ZM75 235H76V237H75ZM90 235V236H89ZM91 235H92V237H91ZM133 235H135V237L133 236ZM148 234H147V236H149ZM160 235H162L163 236V234H160ZM160 235H156L155 236V238L157 237V236H160ZM219 235V237L221 236L220 234H218ZM217 235V233H216V236H218ZM251 235V236H250ZM83 236V237H82ZM87 236H89V237H87ZM104 236V237H105ZM119 236H120V234H119ZM144 236V235H143ZM176 236V237H175ZM239 236V237H240ZM260 235L258 234V237H259ZM261 236V237H262ZM31 237H32V239H31ZM37 237H39L40 239H38ZM72 237H74V238H72ZM98 237V236H97ZM146 237V236H145ZM225 237L223 238V239H225ZM238 237V236H237ZM239 237H238V241H240L241 240V242L243 243V240H245V239H241V237H240V240H239ZM254 239V238H257V239H252V238ZM27 238V239H26ZM45 238V237H44ZM78 240H76V239ZM81 238H86V240L84 241L83 239H81ZM123 238H125V236L124 237H122V239ZM133 238H134V240H133ZM144 238V237H143ZM226 238V241L224 242L226 245H227V247H226V251H227V248H228V252H229V249H230V245L232 244V243H230V242H227L228 241V239ZM260 238V237H259ZM73 239V240H72ZM80 239V240H79ZM112 239V240H113ZM121 239V238H120ZM121 239V240H122ZM147 239V238H146ZM145 238L144 239H142V242H143V240H146ZM149 239V238H148ZM147 239V240H148ZM156 239H158V237L156 238ZM154 240V241H157V240ZM175 239V240H176ZM230 239V240H231ZM251 239V240H250ZM262 239H263V237H262ZM88 240V241H87ZM146 240V241H147ZM255 240H256V242H257V244H256V242H255ZM71 241H73V245H71L72 244V242ZM111 241V242H110ZM127 241V240H126ZM133 241H134V243H133ZM139 241V240H138ZM138 241H136L137 242V244H138ZM145 241V243L143 242V244H138V245H140V247H143V246H147V248H148V246H149V251H150V246H152V245H154V247H155V245L157 244V242H158V245H156V246H158L159 248H157V247H155L156 249L154 250V248H153V250L154 251H156L157 253H158V251H161L162 250V248H163V251H161V252H164V253H156L157 254V258H158V260H159V263H160V261H161V258H163V255H161V254H167L166 256H164V259H163V261H166L165 260V257H167V258H169V259H171V258H173L174 256L173 255H171V253H173L174 254V252L172 251H170L169 249H171L172 248V246H173V244H169V243H163V242H161L160 241V243H161V245H162V243H163V245L161 246V245H159V241H157V242H154V241H152V243L150 242V240L149 241H147L146 242ZM168 241V242H169ZM172 241H173V239H172ZM252 241H254V242H252ZM262 243H261V242ZM12 242H14V241H12ZM122 242H125V241H122ZM121 241H120V245H122L121 243H122ZM152 244H150V243ZM227 242V243H226ZM236 242V241H235ZM240 242V243H241ZM245 242V241H244ZM131 243V244H130ZM133 243V244H132ZM139 243H141V241L139 242ZM219 243V242H218ZM218 243H216V245L218 244ZM228 243H229V246H228ZM241 243V244H242ZM258 243H260V244H258ZM15 244L13 243V245L15 246ZM224 244V245H225ZM246 244V243H245ZM70 245V246H69ZM143 245V246H142ZM168 245V247H169V245L171 246L170 248H168V250H167V247L166 246ZM225 245V246H226ZM74 246V247H73ZM123 246V245H122ZM122 246H121V248H122ZM135 246V245H134ZM223 246V245H222ZM233 246V245H232ZM235 247H236V244L234 245ZM244 246V245H243ZM64 247H66V249L64 248ZM76 247H78L79 249L80 248H82V250H83V256L82 257H76L78 260H75V258L73 257V255L72 254H75V253H72V252H70L71 250L73 251V249L75 248V249H77ZM120 247V246H119ZM153 247V246H152ZM166 247V248H165ZM224 247V246H223ZM223 247H221V244H220V246L219 247H216V249L217 248H223ZM249 247V246H248ZM68 248V249H67ZM69 248H70V250H69ZM71 248H73V249H71ZM123 248L124 249H128L129 247L127 246V248H126V246H123ZM122 248V249H123ZM130 248H131V246H130ZM138 248V247H137ZM225 248V247H224ZM14 249H15V247H14ZM63 249H65V250H63ZM74 249V250H75ZM142 249H144V248H142ZM152 249V248H151ZM245 249V248H244ZM68 250V251H67ZM120 250V249H119ZM133 250V249H132ZM139 250H141V249H139ZM158 250V251H157ZM175 250H176V248H175ZM204 250V249H203ZM231 250H232V248H231ZM246 250V249H245ZM250 250V251H249ZM254 250V251H253ZM11 251V250H10ZM134 251V250H133ZM142 251V250H141ZM152 251V250H151ZM176 251H178V250H176ZM216 251V252H215ZM214 252L215 253H217V251H218V249L217 250H215ZM223 251H224V249H223ZM253 251V252H252ZM259 254H256V252ZM12 252V251H11ZM81 251H79V253H80ZM167 252V253H166ZM220 252V250L218 251V253ZM221 252H222V250H221ZM225 252V251H224ZM228 252H225V253H228ZM252 252V253H251ZM71 253V254H70ZM82 253V252H81ZM119 253H121L120 251H119ZM144 253V252H143ZM143 253H141V252H139L138 254H140V258H142L143 259V257H144V255H143ZM147 253V252H146ZM151 252H149V254H150ZM215 253L213 254V257H215L216 258V256L218 255L219 256V258H221L220 257V255L221 256H227V260H228V255H226L225 253V255L224 254H216V256H215ZM230 253V252H229ZM15 254V253H14ZM76 254H77V252H76ZM75 254V255H76ZM134 254V253H133ZM137 254V253H136ZM138 254H137V256H138ZM155 254V255H156ZM178 254L181 256V254L180 253H177L176 254V252H175V254L174 255H176L177 257H178ZM260 254H262V255H260ZM123 255V254H122ZM129 255V254H128ZM147 254H145V256H146ZM152 254H150V256H151ZM231 255V254H230ZM236 255V254H235ZM234 255V256H235ZM248 254H246V256H247ZM78 256V255H77ZM121 258H119V257ZM128 259H130L131 260V258H132V256H131V258L129 257V256H127V254L125 255ZM136 256V257H137ZM143 256V257H142ZM150 256H149V258H150ZM161 256V257H160ZM169 256H171V257H169ZM173 256V257H172ZM176 256H175V259H178L179 260V258H176ZM237 256V255H236ZM255 256V257H254ZM6 257V256H5ZM72 257L74 258V260L72 259ZM123 257H124V255H123ZM135 257V256H134ZM160 257V258H159ZM231 257V256H230ZM257 257V258H256ZM262 257V258H261ZM18 258V259H17ZM155 258V257H154ZM156 258V259H157ZM218 258V257H217ZM251 258V260H253L254 261V259H252ZM148 258H146L145 260H147ZM151 259V258H150ZM223 259H224V257H223ZM234 259V258H233ZM5 260V259H4ZM10 260V261H9ZM123 260H127L126 258H124ZM144 260V261H145ZM154 260V259H153ZM158 260H157V262H155V263H158ZM168 260V259H167ZM222 260V259H221ZM225 261H226V259H224ZM223 260V261H224ZM238 260V259H237ZM6 261V260H5ZM19 261V262H18ZM128 261V260H127ZM136 261V260H135ZM173 261H175V260H169L168 261V263L169 262H173ZM181 261V260H180ZM201 261H203V260H200V262ZM217 261L219 262L220 261V259L218 260L217 259ZM216 261V262H217ZM223 261H221V262H223ZM224 261V262H225ZM4 262V261H3ZM139 262V261H138ZM142 262V261H141ZM200 262L198 263V264H200ZM229 262V261H228ZM227 262V263H228ZM236 262V261H235ZM238 262V261H237ZM237 262H236V264H237ZM246 262V261H245ZM252 261H250V263H251ZM6 263H3V264H6ZM163 263V262H162ZM167 262H164V264H166ZM177 263V260H176V262H174V263H170V264H176ZM203 263V262H202ZM201 263V264H202ZM239 263V262H238ZM256 263H257V260H256ZM255 263V264H256ZM259 263V262H258ZM261 263H259V264H261ZM129 264V263H128ZM133 264V263H132ZM151 264H153L152 263V261H151ZM205 264V263H204ZM218 264H220V262L218 263ZM234 264V263H233ZM254 264V263H253Z\"/></svg>",
  "mask_w": 264,
  "mask_h": 264
}]
</instances>
